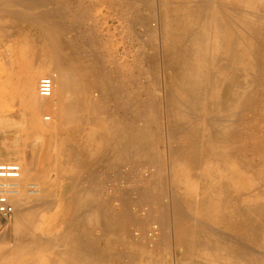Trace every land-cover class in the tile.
Wrapping results in <instances>:
<instances>
[{
	"label": "rangeland",
	"instance_id": "obj_1",
	"mask_svg": "<svg viewBox=\"0 0 264 264\" xmlns=\"http://www.w3.org/2000/svg\"><path fill=\"white\" fill-rule=\"evenodd\" d=\"M1 1V0H0ZM3 1V0H2ZM2 1L0 2V4H2ZM6 1V0H5ZM23 1H25V0H22V2H19L18 1V3H20L19 5L20 6H17V8H16V6H14V8H15V10H21L22 11V8H23V6L21 7V5L23 4H25L26 6H24L25 8V13H27V12H29V9H30V6H29V3H27V2H32V1H34V0H32V1H29V0H26L25 2H23ZM37 1V0H36ZM35 1V2H36ZM41 1V0H40ZM42 1H45L44 3H46V4H44V5H42L41 3V5H39V3H37L36 2V7L35 8H37V6H38V8L37 9H33L34 7H31L32 8V10H30L31 11V13H32V15L34 14L33 12H35V14L37 13L38 15H40L39 17H41V18H39V20H36L37 18H36V16H35V14L33 15L34 16V18H36V19H34L33 17V19L34 20H32V18L30 19L31 21H29V18L27 19V17H26V19H25V15L23 14V13H18L19 14V16H20V18H19V16L17 17H15V15H17V14H13V13H17V11L16 12H14V8H13V5L16 3V5H18L17 4V0L14 2V3H11V2H8V1H6L7 3V5H8V7H10V9L8 8V7H6L7 5L5 4V2H4V4L3 5H0L1 7V9L3 10H0V14H1V11H2V13L5 11L4 9H9L10 11H8V12H6L7 14L6 15H1L2 17H0V19L1 18H3L2 20H0L1 22H0V33H2V38H0V51L2 52V53H0V143H2L3 141H4V138H2L1 137V135H5L4 137H5V143L7 144V146H6V148L8 149V151L10 150V148L13 150V152H16V155H17V158H14V161H16V162H19V163H21L22 164V167H23V174H24V172H26V171H28V172H26L25 173V175H23V176H25V177H23L24 178V180H26V181H29V180H35V181H38L40 184H41V191L42 192H45L44 194L42 193V192H40L41 193V195H42V197H41V195L39 196V197H37V198H39L38 200H36V199H32V201H30L32 204H33V210H32V206L30 207V205L29 204H31V203H27V205L29 206L28 207V209L26 208H24V206H26L27 207V205L25 204V205H23V206H20V207H22V209L21 208H19V210L21 211V212H25V211H27V213L30 215V217H31V219H32V217L34 218V220L32 219L31 220V222H33V223H30V224H32V225H30V227H29V229L31 228L32 230H24V232L22 231V230H20V231H18V229H16V224L14 223V222H16V219H15V217L13 216V218L11 219V220H9V221H7V222H0V225L2 226V227H4V226H7V231L4 233V234H7V238L4 240V243L2 242H0V248H1V250H3L2 249V247L4 248V247H7L6 245H8V249L9 248H13V246H14V244L17 242V241H19V242H21V243H23L24 245H26L27 243H29L30 242V240H31V233H33L35 236H36V234H37V236H40L41 234V237L43 236V235H45L44 236V239L45 238H47V241H49V239L50 238H48L50 235V237H51V239L50 240H52V241H54L57 237H59V235L61 234V236H63V235H65V234H69L68 236H70V237H72V239H71V241H70V246H72L71 247V249L73 248V249H75V246H76V248H79L80 247V245L82 246L83 244H84V242L82 243V241H86L87 242V240H89L90 242H94L93 244H95V245H93V246H95V247H100L99 249L101 250V252H102V254H104L105 256L107 255L109 258H102L101 259V263L100 264H119V263H121L122 264V262L124 263V264H126L127 262H131V261H128V260H130V256H128V254H129V252H130V250L132 251V252H134V254H135V256H134V261L135 262H137V260L136 259H138V261H140V262H146V261H144V260H147L149 257V259H148V263L149 264H153L154 262H156V263H154V264H157L158 262H157V258L160 260V262H161V256H163V258H162V261H163V264L165 263V264H167L166 263V261L168 262V259H166L167 257H170L171 256V258H170V261H171V263L170 264H184V263H186L187 261V259L190 257V256H192V257H195V259L197 258L198 260H200V259H204V258H206L209 254L211 255V247H206V245L203 243H200V246H196L195 245V248H194V246H192V247H189L188 246V249H186L185 247H183V245L182 244H180V243H178V242H176V243H174L175 241H176V238L175 237H177V241H179V232L177 233V225H175V223L177 224V222H174L173 223V221H176V219L177 218H182L184 221L189 217V216H187L189 213L191 214V212H193V213H195V214H193V216L194 217H196V218H200L201 220H202V222H201V225L200 224H196V225H199L200 226V228H203L204 226H206L207 224H209V223H211V225H213V226H211L210 224L208 225V226H206V227H208V228H206L205 227V229L203 228V230L205 231L206 229H209V231L207 230L206 232H205V234L207 233V232H209L210 233V230H213V229H215L216 231H218L217 229L218 228H215L216 227V225H214L209 219H205L206 217L205 216H203L202 214H200V213H196V212H194V209L192 208V207H190L189 209H190V211H188L187 209H188V207H187V205H185V200H186V195L187 194H185V192H184V190L182 191V192H180L179 190V188L180 187H178V185H179V183L178 182H180V184L184 181V179L185 178H187V179H185V181L186 180H189L190 182H192V183H195V188H197L198 189V191L196 192L197 193V196H199V195H201V194H203L204 193V191L203 190H209L210 189V187L212 186V187H217V186H220L218 183H219V181H222V179L224 180V177H226L225 178V180L227 181V182H229V184L231 183H234V182H236V183H234V184H243V186H249V187H253L254 186V188L255 187H257L258 186V183H261L262 181H258V180H255V179H252V177H251V175H250V173L249 172H251L252 170H257V166H261V163H262V149L260 148L262 145L264 146V118H262V117H264V106H262V104L264 103V19H262V20H256V19H254V21L252 22L254 25V32H247V31H245L246 29H243V28H241L240 29V32L242 31V33L244 34V36H242V38L243 39H245L246 41H247V43L249 44V46L248 45H245V44H243L244 45V49L246 50V51H250L249 53L247 52V56H248V60H249V62H250V59H252L251 61H253L254 62V69L252 70L253 71V73H252V75L254 76V79H253V77H252V79L254 80V82H252V87H253V83H255V79L257 80L256 81V86L258 87H256L255 86V84H254V89H250V91H249V94L247 95V99L246 100H248L249 101V104H250V102H252V104H251V107H248V102L246 101L245 103L247 104V107L248 108H246V110H244V109H242V111H238L239 109L241 110V107L245 104H243L236 112H237V116L234 118V119H239L240 118V120H235V123H236V125L238 126V127H236V125L235 126H233L232 128H235L236 127V129H234L233 130V132L234 133H232L231 131H230V133H231V135H228V134H226V135H224L223 133L222 134H219L218 132H219V128L217 129V128H215V126H217L214 122H213V120L211 119L212 117H210L211 116V114L212 113H214L215 112V105H213V107H210V109L208 110V107H207V105L206 106H202V108L201 109H199L198 111H196V110H194V109H191V108H189L188 106L186 107V108H184V106H186V105H180V104H178L177 102H176V104H174V102H169V101H171V98H170V96H167L166 94H164L162 91L163 90H161V89H164L163 87H165V83H164V81L165 82H167V79L169 80V75L171 74L170 72L172 71V69L170 70L169 68H167L166 66H165V63L163 62L164 60L161 58V57H159V56H162L161 54V52H162V47H161V45L159 44L160 42L159 41H157V47H159V49L157 48V50H159L158 52H160V53H158V61H160L161 62V64H160V62L158 63V67H160L161 65H163V63H164V65L163 66H161V69L160 68H158L157 67V69H156V71L158 72V71H160V72H154V71H152L153 72V74H151L152 72H149V74H148V72H147V70L148 71H150L151 69H150V66H151V64H150V62H148L149 61V57H146V59H145V55H144V53L146 54H148V55H151L153 52L151 51V50H153L151 47L149 48V45L148 44H146V43H143L144 41H142V38H144L145 36V34H146V24L144 23V22H147V20L148 19H150L149 20V22L147 23V26H149L150 25V27H151V25H155L154 27L156 28L157 26H158V23H159V21H158V19H159V16H158V9H159V7H160V5H162L163 3L161 2L160 3V1L159 0H152V1H154V2H151V3H154V5L153 4H151V5H148V7L147 8H150V10H148L146 7H144V6H147V4H146V2L143 0L142 1V5L140 4V2L141 1H139V0H112L113 2H111V0L109 1V0H84L85 1V3H84V1L83 0H48L47 2H46V0H42ZM91 1V2H90ZM115 1V2H114ZM134 3H133V2ZM157 1H159V2H157ZM169 1V3H168V6L170 5V7H173V6H175V5H177V4H179L181 1H184V0H168ZM179 1V3H177ZM190 1H195V2H201L202 1V5H208V3L211 5V3H213L214 4V7H213V4H212V7L213 8H215L214 10H217L220 14H221V16L223 15L224 17H226V15H227V13L229 14V13H231V11H230V8L229 7H225V5H228V6H235L236 4L234 3H231V1H229V0H227V2H225L224 0H206V3L207 4H205L204 2V0H190ZM212 1V2H211ZM214 1V2H213ZM218 3H217V2ZM35 2H33V3H30V4H32V6H35ZM68 2V3H67ZM77 2V3H76ZM80 2V3H79ZM96 2L98 3V4H96ZM107 2V3H106ZM108 2L111 4V6H110V4H108ZM118 2V3H117ZM121 2V3H120ZM127 2V3H126ZM133 3L132 4V6L131 5H129V4H131V3ZM157 2V3H156ZM211 2V3H210ZM221 2V3H220ZM224 2V3H223ZM230 2V3H229ZM89 3V4H88ZM91 3V4H90ZM116 3H117V6H116ZM137 3H138V6H136L137 5ZM158 3H160V5H158ZM217 3V4H216ZM58 6H57V5ZM78 4H79V6H78ZM84 4V5H83ZM94 4H96V5H94ZM101 4V5H100ZM105 4V5H104ZM113 4H114V6H113ZM119 4V5H118ZM125 4H126V6H125ZM146 4V5H145ZM201 4V3H200ZM219 4H221L220 6H218ZM69 5V6H68ZM70 5H72L73 7H72V9H71V6ZM87 5V6H86ZM96 6L95 8L97 9V6H98V10L96 11L95 10V12L93 11V7L94 6ZM124 5V6H123ZM141 7H140V6ZM144 5V6H143ZM209 5V6H210ZM40 6H42V7H40ZM66 6H67V8H66ZM78 6V7H77ZM81 6V7H80ZM86 6V7H85ZM110 7V9H112V10H107V9H109V7ZM113 6V7H112ZM119 6H121V7H119ZM129 6V7H128ZM131 6V7H130ZM157 6V7H156ZM203 6V7H204ZM2 7H4V9L2 8ZM21 9H20V8ZM69 7V8H68ZM77 9H76V8ZM82 7H85V8H82ZM103 7H105V8H103ZM127 9H126V8ZM156 7V8H155ZM28 8V9H27ZM41 8V9H40ZM79 8H82V9H79ZM89 8H92V9H90V12H89ZM116 8V9H115ZM134 8V9H133ZM143 8V9H142ZM152 8V9H151ZM155 8V9H154ZM226 8V9H225ZM39 9H40V11H39ZM42 9H46L47 11H43ZM50 9H52V10H50ZM101 9V10H100ZM121 9H122V11H121ZM157 9V10H156ZM221 9H223V10H221ZM224 9L226 10V12L224 11ZM35 10V11H34ZM42 10V11H41ZM117 12H116V11ZM133 10V11H132ZM138 10V11H137ZM143 10V11H142ZM147 10V12L148 11H150V13L148 12H146L145 13V11ZM156 10V11H155ZM24 11V10H23ZM27 11V12H26ZM64 13H63V12ZM80 11H81V13H80ZM83 11V12H82ZM105 11V12H104ZM120 11V12H119ZM134 13V12H139V11H142V12H140V13H142L143 14V16H145V18L143 17V20H144V22H143V20H141L140 22H141V25L139 24V22L138 23H135V22H137L138 20V18L140 17V16H138V14L137 15H133L132 14V12ZM156 13H155V12ZM4 12V13H5ZM19 12V11H18ZM42 12H43V14H42ZM52 14H50V13ZM59 12V13H58ZM113 12V13H112ZM118 12H119V14H120V17H119V14H118ZM122 12H124L123 14H122ZM31 13L29 12V14H27V15H30L31 16ZM44 13H46L47 15L45 16L44 15ZM152 13H154L155 15H157V16H155L154 14H152ZM13 14V15H12ZM21 14V15H20ZM36 14V15H37ZM83 14V15H82ZM88 14H90L89 16H88ZM128 15L127 17H126V15ZM134 14H136V13H134ZM146 14H150L149 16H152L151 18H152V20H151V18L149 17V16H147ZM38 15H37V17H38ZM43 15V16H42ZM49 15V16H48ZM72 15V16H71ZM73 15H75V17L73 16ZM78 15H80V17L78 16ZM86 16L87 18H85V16L84 17H82V16ZM98 15V16H97ZM100 15V16H99ZM141 15V14H140ZM5 16V17H4ZM14 16V17H13ZM104 16V17H103ZM118 16V17H117ZM123 16H125V17H123ZM130 16V17H129ZM134 17V18H137V19H134V20H136V21H134L133 19H131V17ZM222 16V17H223ZM23 17V18H22ZM43 17V18H42ZM45 17V18H44ZM91 19H89V18ZM97 17H99L98 19L100 20H96L97 19ZM100 17H102V18H100ZM122 17V18H121ZM132 17V18H133ZM147 17V18H146ZM149 17V18H148ZM154 17V18H153ZM47 18V20L46 21H44L45 23H46V25H44V23H42L43 22V19L45 20ZM49 18V19H48ZM78 18V19H77ZM92 18H93V20H92ZM104 18V19H103ZM6 21H5V20ZM9 19V20H8ZM41 19V20H40ZM81 19H82V21H81ZM95 19V20H94ZM117 19L118 20H120L121 19V21H117ZM123 19V20H122ZM129 19H131V22L130 21H128ZM141 19V18H140ZM145 19H147V20H145ZM153 19H154V22H152L153 21ZM155 19H157V20H155ZM49 20V22L52 24H50V23H48L47 21ZM51 20V21H50ZM85 20V21H84ZM88 20V21H87ZM133 20V21H132ZM33 21V22H32ZM35 21V22H34ZM76 21V22H75ZM79 23H78V22ZM84 21V23H82ZM87 21V22H86ZM92 21V22H91ZM128 21V22H127ZM158 21V22H157ZM3 22V23H2ZM8 22V23H7ZM67 22V23H66ZM89 22V23H88ZM103 22V23H102ZM114 24H116L115 26H113V23ZM118 22H120L119 24H118ZM143 22V23H142ZM27 23V24H26ZM34 23L35 24H39V25H42L43 24V26H46V27H43V26H38V24H37V26L38 27H41V29H42V27L44 28V29H40V28H38L37 26H35L34 25ZM47 23L49 24L48 26H47ZM55 23V24H54ZM90 23H91V25H90ZM96 23V24H95ZM98 23V24H97ZM127 23V24H126ZM1 24H3L2 26H1ZM64 24V25H63ZM70 24H71V26H72V28H71V26H70ZM82 26H81V25ZM117 24H118V26H117ZM122 24V25H121ZM132 24H133V26H132ZM136 24H139V25H136ZM84 25V26H83ZM99 25H100V27H99ZM120 25L121 26H123V27H120ZM125 25V26H124ZM144 25V26H143ZM51 26H53V27H51ZM66 26V27H65ZM68 26V27H67ZM88 26V27H87ZM96 26H98V27H96ZM8 27V28H7ZM24 27V28H23ZM77 27V28H76ZM82 27H84V28H88V30H86V29H82ZM93 27V28H92ZM94 27H96V28H94ZM104 27H106V28H104ZM115 27V28H114ZM128 27V28H127ZM130 27H131V30H128V29H130ZM132 27H133V29L135 30V32H134V30L132 29ZM7 28V29H6ZM53 28H55V29H53ZM70 28V29H69ZM78 28H79V30H78ZM94 29L93 31H94V33H93V31L91 32V30L90 29ZM98 28H100V29H102V30H98ZM51 30V29H53L52 30V32L50 33V31L49 30ZM64 29V30H63ZM66 29V30H65ZM81 33H79V32H77V34H76V31L77 30ZM83 31H82V30ZM118 29V30H117ZM121 29V30H120ZM143 29H144V32H142L143 31ZM1 30H2V32H1ZM7 30V31H6ZM43 30H44V32H43ZM72 30V31H71ZM86 30V31H85ZM90 30V31H89ZM96 30V31H95ZM98 30V31H97ZM106 30H107V32H106ZM111 30H113V32L111 31ZM122 30H124V31H122ZM85 31V32H84ZM122 31V32H121ZM129 31H130V34H129ZM137 31V32H136ZM48 33V35H52L53 34V37H54V41L56 42H54V41H52V39L51 38H49V37H47V36H45V33ZM56 32V33H55ZM71 32V33H70ZM88 32V33H87ZM123 34V36L121 35V33ZM140 32H142V33H140ZM47 33H46V35H47ZM55 33V34H54ZM62 33V34H61ZM72 33H74V34H72ZM89 34V33H91L92 35H88V36H86L87 34ZM99 33V34H98ZM118 33H119V35L121 36V38L123 39L124 38V40H122L121 39V41H122V43L121 44H119L120 42H118V40H116V39H119L120 38V36H119V38H118ZM133 33V34H132ZM138 33H140V35L138 34ZM247 33V34H246ZM13 34V35H12ZM58 34V35H57ZM66 35L67 37L68 36H71V37H69V41H66V39H62V38H64V37H66V36H61V35ZM83 34V35H82ZM94 34H96V35H94ZM116 34V35H115ZM142 34V35H141ZM1 35V34H0ZM5 35H7L6 37H5ZM77 35V36H76ZM97 36V37H96ZM129 36V37H128ZM131 36V37H130ZM133 36V37H132ZM136 36V37H135ZM140 36H142V37H140ZM1 37V36H0ZM4 37V38H3ZM52 37V36H51ZM52 37V38H53ZM66 37V38H67ZM93 37V38H92ZM137 37L138 38H141V40L140 39H137ZM247 37V38H246ZM25 38H27V39H25ZM48 38V39H47ZM74 38H76V39H74ZM87 38V39H86ZM95 38H96V41L97 42H95ZM106 38H109V39H111V40H109L108 39V41H107V39ZM136 38V39H135ZM51 39V42L53 43V44H56L57 45V43L59 42V43H62V44H60L61 45V48H60V55L62 56V57H64L65 56V58H67V60L69 61V62H71V63H76V61H78V62H80V63H82L80 66V68H81V70L79 71V75L80 76H82V77H80V82L82 83V86H83V89H82V93H84L85 94V96L87 97L85 100H84V102L85 103H83L82 104V107H81V109H79V111H78V115L76 116V118L77 119H75L74 120V122H73V124L75 125H73V124H68V125H62V124H60V117H59V115H57V113L55 114V113H50L48 110H45V111H38V112H36V111H33L32 110V108L33 107H31V105H30V103H29V99H28V95L29 94H27L26 93V91H25V87L27 86V87H31V85H32V83H33V80L34 79H36V78H38V75H39V77L40 76H43V75H47V74H45V72H43V74L41 73V72H39L40 71V66L41 65H45V66H47V64H48V66H50L49 68H51L50 70H47L48 72H55V70L53 69V67H52V64H53V66H54V56H55V53H54V51L56 50V49H51L53 46H56V45H53L52 46V44H51V42L49 41ZM68 39V38H67ZM81 39V40H80ZM89 39H94V42H93V40H92V42H89L90 40ZM105 39V40H104ZM126 39V40H125ZM129 39V40H128ZM247 39H249V40H247ZM259 39V40H258ZM65 42V43H63V41ZM76 40V41H75ZM86 40V41H85ZM88 40V41H87ZM99 40V41H98ZM101 40H103V41H101ZM120 40V39H119ZM134 40V41H133ZM135 40H136V42H135ZM8 41V42H7ZM47 41H49V42H47ZM61 41V42H60ZM78 41V42H77ZM80 41V42H79ZM110 41V42H109ZM123 41H129L128 43L126 42V43H124V46H123ZM132 41V42H131ZM258 41V42H257ZM27 42H29V43H27ZM68 42V43H67ZM75 42V43H74ZM83 42V43H82ZM86 42V43H85ZM88 42V43H87ZM79 43H81V45H78ZM84 43L85 44H89L88 46L87 45H84ZM93 45H91V44ZM101 43H104V44H101ZM110 43H111V46H110ZM113 43H114V46H112L113 45ZM119 45H118V44ZM133 43V44H132ZM261 43V44H260ZM18 44H20V45H18ZM50 45V47H49V45ZM67 44V45H66ZM96 44V45H95ZM99 44V45H98ZM107 44H108V46H107ZM159 44V45H158ZM105 45V46H104ZM129 45H131V46H129ZM133 45V46H132ZM136 45V46H135ZM137 45H139V48H138V46ZM144 45V46H143ZM148 45V46H147ZM69 46V47H68ZM76 46V47H75ZM79 46V47H78ZM84 46V47H83ZM91 46V47H90ZM95 46V48H93ZM102 46H104V48H102ZM119 46V47H118ZM135 46V47H134ZM141 46H143L142 47V49H141ZM25 47V48H24ZM82 47V48H81ZM97 47L99 48L98 50H97ZM106 47V48H105ZM107 47H109V50H108V48ZM129 49H128V48ZM252 47V48H251ZM255 47H257V48H255ZM21 48V49H20ZM34 48V49H33ZM69 48V49H68ZM70 48H72V50L70 49ZM86 49V51H85V49ZM116 50H115V49ZM146 48H147V50H146ZM149 48V49H148ZM160 48H161V51H160ZM255 48V49H254ZM2 49H4L3 51H2ZM7 49H8V51H7ZM24 49V50H23ZM91 49H93V50H91ZM103 49H105L107 52L109 51H111L110 49H112L113 51H112V53L110 52L109 54L106 52V51H104ZM126 49V50H125ZM141 49V50H140ZM248 49H250V50H248ZM258 49V50H257ZM26 50H27V52H26ZM32 50V51H31ZM47 50H48V52H47ZM53 50V51H52ZM85 52H84V51ZM90 50V52H88ZM95 50V51H94ZM125 50V51H124ZM129 50V51H128ZM132 50V51H131ZM137 50V51H136ZM145 52H144V51ZM253 50H255V51H253ZM261 50V51H260ZM7 51V52H6ZM30 51V52H29ZM51 51L53 52V53H51ZM67 51H68V53H67ZM79 51H82V53L80 52L79 53ZM128 51V52H127ZM144 52L143 54H141V52ZM149 51H150V54H149ZM4 52L6 53L5 54V57H4ZM26 52V53H25ZM84 52V53H83ZM94 52V53H93ZM100 52H103L102 54H104V52H105V54L104 55H102L101 56V53ZM127 53V55H128V57H126L127 55H124V53ZM140 52V53H139ZM17 53H19V54H17ZM21 53V54H20ZM30 53V54H29ZM46 53V54H45ZM92 53V54H91ZM96 53H98V55L100 56V58H99V56H97L96 55ZM100 53V54H99ZM117 53H119L118 55H117ZM131 53V54H130ZM134 53V54H133ZM135 53L137 54L136 56H135ZM139 53V54H138ZM252 53H254V54H252ZM17 54V55H16ZM53 54H54V56H53ZM63 54V55H62ZM67 54H69L68 55V57H67ZM93 54H95V56L93 57L92 55ZM123 54V55H122ZM141 54V55H140ZM146 54V55H147ZM252 54V55H251ZM260 54H262V55H260ZM7 55V56H6ZM14 56V59H13V56ZM85 55V56H84ZM107 55V56H106ZM110 55H112V57L114 58V56L115 55H117V56H115V60L117 59V62L116 61H114V59H112V57L110 56ZM144 55V56H143ZM20 57V58H15V57ZM45 56H47V57H45ZM53 56V57H52ZM123 56H124V60H123ZM131 56L132 57H134L133 59H130L131 58ZM141 56V57H140ZM255 56V57H254ZM9 57V58H8ZM34 57H36V61L34 62V60H35V58ZM41 57V58H40ZM84 57H85V59H84ZM97 57V58H96ZM107 57V58H106ZM111 57V58H110ZM249 57H250V59H249ZM254 57V58H253ZM7 58V59H6ZM70 58H72V59H70ZM80 58H82V61H81V59ZM94 58H95V61H94ZM99 58V59H98ZM104 58H106V60L104 59ZM126 58H128V59H126ZM140 58V59H139ZM256 58H258V59H256ZM260 58V59H259ZM6 59V60H5ZM46 59V60H45ZM101 59H103V61L101 60ZM120 59H122L123 61H121L120 60V62H119V60ZM132 60V61H130V60ZM137 61H136V60ZM142 59V60H141ZM145 59V60H144ZM257 61H256V60ZM24 60V61H23ZM94 62H93V61ZM111 60V61H110ZM163 60V61H162ZM9 61V64H7L6 62H8ZM18 61V62H17ZM101 61V62H100ZM106 61H107V64H105L106 63ZM114 63H113V62ZM128 61H130L129 62V64L127 65V63L126 62H128ZM135 61V62H134ZM147 61V62H146ZM256 61V62H255ZM83 62H85V63H83ZM96 62V63H95ZM98 62V63H97ZM102 62L104 63V66H101V65H103L102 64ZM116 62V63H115ZM122 62V63H121ZM144 62V63H143ZM163 62V63H162ZM258 62V63H257ZM30 63V64H29ZM47 63V64H46ZM94 63H95V65H94ZM101 63V64H100ZM109 63V64H108ZM121 64V66H123L124 67V69L122 68V67H120L119 65ZM125 63V64H124ZM133 65H132V64ZM135 63V64H134ZM138 63H140V64H138ZM145 63H147V64H145ZM88 64H89V67H88ZM115 64H116V66H115ZM122 64H124V65H122ZM258 64V65H257ZM85 65V66H84ZM107 65H108V68H107ZM111 67H110V66ZM113 65V66H112ZM130 65H131V67H130ZM137 67H136V66ZM160 65V66H159ZM97 66V68H99V69H96L95 67ZM114 66L117 68V69H115L114 68ZM119 66V67H118ZM148 66V67H147ZM164 66L166 67L165 68V72H164ZM258 68H257V67ZM261 66V67H260ZM38 67V68H37ZM88 69H87V68ZM104 67V69L102 70V68ZM127 67H130L129 68V72H127ZM135 67H136V69H135ZM146 67V68H145ZM163 67V68H162ZM261 69H260V68ZM12 68H14V69H12ZM93 68V69H92ZM106 68V69H105ZM119 68H121V71L123 72V75H121L120 74V72H118V69ZM127 68V69H126ZM132 68H134L135 70H137L136 72L134 71V69L132 70ZM144 68V69H143ZM53 69V70H52ZM114 70V71H116V72H113L112 70ZM126 69V70H125ZM140 69L142 70V71H140ZM145 69H146V72H147V74H148V76H147V74H145L146 72H145ZM160 69V70H159ZM167 69V70H166ZM255 69L257 70V71H259L260 73H258L257 71H255ZM259 69V70H258ZM95 70V71H94ZM107 70H108V72H110L109 73V75L111 76V74H115V76H121V77H126L125 75H124V73L127 75V77L126 78H123V80H122V78H120L119 76V78L120 79H118V77H115V78H117V79H113V78H111L109 75H108V72H107ZM120 70V69H119ZM3 71V72H2ZM84 71V72H83ZM90 71V72H89ZM93 71V72H92ZM104 71H105V73H107V74H105V76H104ZM131 71V72H130ZM132 71H134V72H132ZM163 71V72H162ZM37 72V73H36ZM139 72V74L141 75V74H143V75H141V76H138L137 74H134V73H138ZM142 72H145V73H142ZM162 72V73H161ZM251 72V71H250ZM85 73V74H84ZM90 73V74H89ZM95 73V74H94ZM101 73H103V74H101ZM128 73V74H127ZM133 73V76H135L134 78H135V80H134V78H133V76L131 75V74ZM157 73V74H156ZM161 75H160V74ZM167 73V74H166ZM257 73L259 74V76L257 75ZM92 74H94V75H92ZM130 74V75H129ZM154 74H155V76H154ZM159 74V75H158ZM162 74H163V76L164 77H166V79H164V77L162 76ZM168 76V78H167V76ZM92 75V76H91ZM128 75H129V77H128ZM154 77H153V76ZM36 76V77H35ZM106 76H107V78H106ZM146 76V77H145ZM157 76V77H156ZM159 76H162V77H160L159 78ZM35 77V78H34ZM86 77V78H85ZM112 77H113V75H112ZM139 78V81H137L138 79L137 78ZM153 77V78H152ZM256 77V78H255ZM262 77V78H261ZM128 78V79H127ZM144 78H145V80H144ZM146 78H149L150 80L152 79V82L151 81H149V79H146ZM158 78H159V80H160V82H158V84L160 85H158L157 83H155V81L157 82V81H159L158 80ZM83 79V80H82ZM95 79V80H94ZM111 79H113V81L111 80ZM131 79H132V81H131ZM156 79V80H155ZM261 79V80H260ZM91 80H92V82H91ZM94 80V81H93ZM102 80H103V82H102ZM106 80V81H105ZM110 80V81H109ZM122 80V81H121ZM125 80V81H124ZM144 80V81H143ZM252 80V81H253ZM97 81V82H96ZM105 81V82H104ZM118 81V82H117ZM130 81V82H129ZM161 81H163L162 82V84H161ZM263 81V82H262ZM96 82V83H95ZM113 82H115V83H113ZM137 82H139V83H137ZM142 82H143V84H142ZM149 82V83H148ZM152 84H151V83ZM261 82V83H260ZM90 83V85H88ZM94 83H95V86H94ZM113 83V84H112ZM128 83V84H127ZM155 83V84H154ZM257 83H258V85H257ZM93 84V85H92ZM133 85V87H132V85ZM136 84V85H135ZM150 84L152 85V87L150 86ZM92 85V86H91ZM98 85H100V86H98ZM107 85V86H106ZM135 85V86H134ZM138 85V86H137ZM161 85H164V86H161ZM110 86V87H109ZM131 87V89H130V87ZM156 86H159L158 88H156ZM87 87V88H86ZM96 87V88H95ZM102 87V88H101ZM106 87H108V89L110 88V90H108ZM128 87V88H127ZM135 87V88H134ZM142 87H144V88H142ZM149 87V88H148ZM162 87V88H161ZM113 88V89H112ZM126 88V89H125ZM140 88V89H139ZM153 90H152V89ZM255 88H256V91H255ZM104 89V90H103ZM129 89V90H128ZM135 89V90H134ZM145 89H146V91H145ZM157 91H155V90ZM160 89V90H159ZM100 90V91H99ZM105 90H106V92H105ZM108 90V91H107ZM121 90H124L123 92L121 91ZM254 92H253V91ZM261 90V91H260ZM129 91V92H128ZM134 91V92H133ZM135 91L136 92H138L139 93V95H138V93H135ZM153 91V92H152ZM158 91H160V92H158ZM252 91V92H251ZM93 92V93H92ZM122 92V93H121ZM125 92V93H124ZM126 92H128V93H126ZM133 92V93H132ZM154 92H156V93H154ZM258 92V93H257ZM98 93H99V96H100V94H103V93H108V94H105V95H101L100 96V99L98 98ZM134 93H135V96H134ZM144 93V94H143ZM154 93V94H153ZM253 93V94H252ZM256 93V94H255ZM260 93H262V95L260 94ZM87 94V95H86ZM133 94V95H132ZM156 94V95H155ZM163 96H161V95ZM258 94V96H256ZM25 95V96H24ZM95 95V96H94ZM146 95V96H145ZM249 95L251 96V98L249 97ZM253 95V96H252ZM93 96H94V98H93ZM105 98V99H103V100H101L103 97ZM109 96V97H108ZM132 96V97H131ZM141 96V97H140ZM145 96V97H144ZM154 96V97H153ZM158 96H160V97H158ZM255 96V97H254ZM95 97H96V99H97V101H96V99H95ZM102 97V98H101ZM144 97V98H143ZM151 97V98H150ZM253 97V98H252ZM256 97H258V98H256ZM93 98V99H92ZM111 98V99H110ZM128 99V101H127V99ZM132 98V99H131ZM136 98H137V101H140V103H136L135 104V102H136ZM140 98V99H139ZM152 98H154V99H152ZM164 98V99H163ZM166 98V99H165ZM249 98L250 99H252L251 101L249 100ZM173 99H174V96H173ZM95 100V102H93ZM105 100V101H104ZM110 100V101H109ZM134 100H135V102H134ZM159 100V101H158ZM165 100V102H163ZM168 100V101H167ZM174 100H176V99H174ZM173 100V101H174ZM243 100H244V97H243ZM242 100V101H243ZM90 101V102H89ZM111 101H113V103L111 102ZM131 101V102H130ZM158 101V102H157ZM177 101V100H176ZM259 101V104L257 103ZM105 102V103H104ZM125 102V103H124ZM128 104H127V103ZM130 102V103H129ZM132 102H133V104H132ZM151 102L153 103V108L151 107L152 105H151ZM94 103V104H93ZM95 103H97L96 104V106H95ZM99 103V104H98ZM116 103H119L118 104V106H117V104ZM254 103H257L256 104V106L254 105ZM122 104V105H121ZM142 105V107L141 106H139V105ZM166 105L168 108H166V107H163V105ZM171 104V105H170ZM245 104V105H246ZM97 105H99V106H97ZM114 105V106H113ZM134 109V111H133V109L130 107V106ZM134 105H137L138 106V109H137V106H135L134 107ZM156 106V108H155V106ZM178 106V107H174V106ZM259 105V109H257V106ZM84 106V107H83ZM92 106H94V107H92ZM112 106V107H111ZM116 106V107H115ZM123 106H124V108H123ZM126 106H127V108H126ZM159 106H161V107H159ZM173 106V107H172ZM181 106H183V108H181ZM250 106V105H249ZM262 106V107H261ZM91 107V108H90ZM97 107H99V110H101V111H98V108ZM117 107H118V110H117ZM158 107V108H157ZM244 107H246V106H244ZM255 107V108H254ZM96 108H97V110H96ZM123 108V109H122ZM141 110H140V109ZM146 108V109H145ZM153 110H152V109ZM159 108H160V110H159ZM165 108V109H164ZM188 108H189V110H191L190 112L192 113V115L190 114V112H189V110H188ZM243 108V107H242ZM86 109H87V111H86ZM91 109V110H90ZM128 109H130V110H128ZM166 109H167V111H166ZM180 109H185L186 111L188 110V112H185V110L182 112V110H180ZM247 109L249 110V111H247ZM253 109V110H252ZM263 109V110H262ZM90 110V111H89ZM92 110H95V111H93L92 112ZM103 110L105 111V113L103 112ZM132 110V111H131ZM138 110L140 111V113H141V111L143 112V116L141 115V117L143 118V120L141 121L140 120V122H137V121H135L136 122V124H140L141 125V127H142V131H144L145 132V137H143V141H144V144H145V146H146V148L149 150V151H151L152 152V154H153V152H154V150H156L155 151V153L152 155L153 157H150L151 155H149V154H151L148 150V152H144L142 149H144L145 147H142V145L141 144H139V145H135V144H132V145H130V146H126V147H123V148H117V150L116 151H114L112 148H110V147H107V146H104L103 148V150H102V153L100 152H96L97 153V155H96V153L94 154V155H91L90 157H92L91 159H89V158H87L88 160H86V158H84V160L83 161H76V162H73V161H71V159H69V162H67L68 161V158H71V156L70 155H72V150L73 149H71V151H70V147H68V145H70V144H73V145H75V146H77V144H78V141H79V139L78 138H80V136H81V133H82V127L84 126V124H87V123H89V122H95V124L96 123H100V124H102V125H104L105 127H106V129H105V131H108L107 130V128L108 127H111L112 126V124L113 125H116V126H118L119 128H118V130L120 131L118 134H117V137H122L123 135H125V133L124 132H122V126L123 125H125V124H130L132 121H130L129 119H133L134 117L133 116H135L136 117V115H133L132 116V114L131 115H128V114H130V112H133V114H136L137 113V117H139V115H140V113L138 114ZM147 110V111H146ZM170 110V111H169ZM171 110H173L174 112H171ZM178 110V111H177ZM251 110H252V113H251ZM260 110H262V112H263V115H262V113H260ZM96 111H98V112H101V113H99V114H97L96 113ZM127 111V112H126ZM129 111V112H128ZM135 111H137L136 113H135ZM144 111H146V113L144 112ZM156 111H158V112H156ZM161 111V112H160ZM167 113H166V112ZM214 111V112H213ZM257 111V112H256ZM81 112H84V113H82V114H80ZM87 112V113H86ZM91 112V116H93L94 114H96V116L94 117H90V115H89V113ZM108 112V113H107ZM113 113L112 115L110 114V113ZM171 112V113H170ZM204 112V113H203ZM248 112H250V113H248ZM256 112V113H255ZM104 113V114H103ZM108 115H107V114ZM125 113H127V114H125ZM155 113V114H154ZM172 114L173 116H171L170 114ZM185 113V114H184ZM187 113H189L188 115H187ZM211 113V114H210ZM246 113H248L247 115H246ZM255 113V114H254ZM111 116H110V115ZM164 114H166L165 116H164ZM252 114H254V116L252 115ZM45 115H50L51 116V121H49V122H45L44 120H43V117L45 116ZM87 115V116H86ZM125 115V116H124ZM190 115V116H189ZM194 115V116H193ZM198 115H200L202 118H200V116H198ZM245 115H246V117L248 116V118L246 119L245 118ZM250 115H252L253 117H250ZM79 116V117H78ZM108 116V117H107ZM124 116V117H123ZM161 116V117H160ZM167 116V117H166ZM176 116V117H175ZM240 116V117H239ZM114 117L116 118V120L114 119ZM129 117V118H128ZM136 117V118H137ZM162 117H165V118H162ZM180 117V118H179ZM84 118V119H83ZM88 118V119H87ZM125 118V119H124ZM159 118V119H158ZM161 118V119H160ZM169 119V120H178V121H172V123H170V121L169 120H166V119ZM175 118V119H174ZM177 118H179V119H177ZM206 118L208 119L207 120V122H206ZM210 118V119H209ZM252 120H251V119ZM263 120H262V119ZM122 119H124V120H122ZM185 119V120H184ZM191 119H192V121H194L195 122V124H193L194 122H192L191 121ZM196 119V120H195ZM234 119H231V120H234ZM250 119V120H249ZM255 119H257V121L256 122H254V120ZM58 120V121H57ZM91 120V121H90ZM98 120H99V122H98ZM126 120H128V121H126ZM155 120V121H154ZM181 120V121H180ZM242 120V121H241ZM110 121V122H109ZM117 121V122H116ZM160 121V122H159ZM168 123H167V122ZM180 121V123L181 122H183V123H181V124H179V123H177V125H176V122H179ZM184 121H185V124H184ZM212 121V122H211ZM239 121V122H238ZM241 121V122H240ZM260 121V122H259ZM130 122V123H129ZM166 122V123H165ZM46 123V124H45ZM79 123V124H78ZM111 123V124H110ZM124 123V124H123ZM165 125H164V124ZM190 123V124H189ZM209 123V124H208ZM238 123V124H237ZM146 124V125H145ZM148 124V125H147ZM170 124V126H167V125H169ZM171 124H174L173 126H171ZM182 124H184V126H187V125H197L198 127H200V130L198 131V132H200V133H198V132H196L195 134H194V138H193V142H197L198 143V140H196L197 139V137H198V139H201V143L199 142L198 144L200 145V144H202L203 142L202 141H206V143H207V147L209 146V148L210 147H212L211 149H207L204 145H202V147H201V145L199 146V145H197L198 147H197V149H201L202 150V153H204V151L207 149L208 150V152H207V150L205 151V153H204V157L202 156L203 154L201 153V151L200 152H198L199 150H197V154H196V156H195V158L194 159H196V169H194L193 171H192V173H194V174H192L191 173V170H189V171H185V170H179L180 172L182 171V175H181V177H179L178 176V173H179V171H177L176 169L178 168L177 166L179 165H182V163L184 164V165H186L187 164V159L185 158L186 156H188V154L190 153V151L192 150V148H191V146L189 145V143H193L192 141L191 142H189L188 143V141H187V138H188V136H187V138H186V141H185V136H184V134L183 135H181L182 133L179 131V134L181 135H179L178 134V132L177 131H175V129L176 128H181L183 125ZM215 124V125H214ZM56 125V126H55ZM81 125H83V126H81ZM151 125L154 127L155 125V129L152 127L151 128ZM160 125V126H159ZM178 125H179V127H178ZM211 125V126H210ZM250 125V126H249ZM262 125V126H261ZM58 126V127H57ZM67 126V127H66ZM165 126H167L168 128H172L175 132H177V134L172 130V129H169L170 131H168L167 130V127L164 129V127ZM177 126V127H176ZM248 126H249V128H248ZM261 126V127H260ZM53 127V128H52ZM71 127H72V129H74L75 127H76V133L74 132V130H72L71 129ZM203 127V128H202ZM57 130H56V129ZM67 128H70L71 130H69V129H67ZM162 129L161 131H162V133H161V131H159L160 129ZM175 128V129H174ZM231 128V129H232ZM259 128V129H258ZM147 129V130H146ZM152 129H153V131L154 132H156V133H153V131H152ZM211 129V130H210ZM55 130H56V132H55ZM62 130V131H61ZM202 130V131H201ZM215 130V131H214ZM218 130V131H217ZM239 130V131H238ZM248 130V131H247ZM262 130V131H261ZM70 131V132H69ZM74 132V134H72L73 132ZM80 131V132H79ZM151 131H152V133H151ZM160 133H159V132ZM166 131H167V133H166ZM172 131L175 133L174 134V136L175 137H177L176 139H175V137H172L171 135L173 134L172 133ZM214 131V132H213ZM250 131V132H249ZM158 132V133H157ZM165 132V133H164ZM210 132H211V135H210ZM216 132V133H215ZM56 133V134H55ZM67 133V134H66ZM68 133H70V134H68ZM78 133V134H77ZM108 133V132H107ZM107 133H106V138H108V136H107ZM163 133H164V136H163ZM172 133V134H171ZM237 133H238V135H237ZM47 134V135H46ZM63 134V135H62ZM151 134V135H150ZM157 134H159V135H161L160 137H159V135H157ZM170 136V138L168 137V135ZM198 134V135H197ZM199 134H200V136H199ZM57 137H56V136ZM71 135V136H70ZM76 137H75V136ZM109 135V134H108ZM158 136V138H157V136ZM167 135V136H166ZM186 135V134H185ZM197 135V136H196ZM218 135H220V136H218ZM234 135L237 137L238 136V138L236 139L235 137H234ZM74 136V137H73ZM77 136H78V138H77ZM166 136V137H165ZM210 136H212V140H210L211 139V137ZM230 138H229V137ZM250 136V137H249ZM71 137H73L72 139H76L75 141H73L72 139H71ZM154 137L156 138V142H155V139H154ZM171 137H172V139H173V141H174V139H175V143H176V146L177 147H175L174 146V142H169L168 141V138H169V140H171ZM182 137H184V138H182ZM213 137H215L214 139H213ZM235 138V140L236 141H238V142H236V141H233L234 140V138ZM225 138H229V139H232L231 141L232 142H230V140L228 141V139H226L227 141L226 142H224V143H226V145L224 146V143H223V141H222V139H224L225 140ZM47 139H49V140H47ZM53 139V140H52ZM161 139V140H160ZM165 139V140H164ZM218 139H219V141H218ZM258 141H257V140ZM58 140V144L56 143V141ZM160 140V141H159ZM167 140V141H166ZM181 140V141H180ZM183 140V141H182ZM217 140V141H216ZM38 141V142H37ZM165 143H164V142ZM205 141H204V143H205ZM209 141H213V142H209ZM260 141H261V143H260ZM53 142V143H52ZM167 142H169V143H167ZM217 142L218 144H216L215 145V143ZM229 142V143H228ZM234 142V143H233ZM236 142V143H235ZM242 142V143H241ZM244 142V143H243ZM252 144H251V143ZM11 143H12V145H11ZM35 143V144H34ZM150 143V144H149ZM151 143H152V145H151ZM161 143V144H160ZM172 143H173V145H172ZM196 143V144H197ZM206 143H205V145H206ZM209 143H213L214 144V147H213V144L210 146L209 145ZM223 143V144H222ZM228 143V144H227ZM232 143V144H231ZM254 143V144H253ZM59 144H60V147H59ZM66 144V145H65ZM156 144V145H155ZM167 144V145H166ZM169 144H171L172 146L170 147V145ZM181 144V145H180ZM184 144V145H183ZM187 144V145H186ZM256 144V145H255ZM261 144V145H260ZM38 145H39V147H38ZM160 145H162V146H160ZM163 145H166V146H164L163 147ZM182 147V148H186V150H183L184 151V153H181V148H179L180 146ZM185 145L187 146V147H185ZM189 145V146H188ZM218 145V147L219 148H216V146ZM220 145H222V147H226V148H224L225 150L226 149H228V150H224L222 147H220ZM231 145V146H230ZM56 148H55V147ZM79 146V145H78ZM139 146L141 147L140 148V150H139ZM150 146V147H149ZM168 146V147H167ZM228 146H230V148L228 147ZM1 147V146H0ZM35 149H33V148ZM38 147V148H37ZM63 147H65V148H63ZM149 147V148H148ZM161 147V148H160ZM162 147L164 148V149H162ZM179 148V150H177V149H175V148ZM204 147L206 148L205 150H203L204 149ZM228 147V148H227ZM62 148L64 149V150H62ZM77 148V147H76ZM75 148V149H76ZM166 148H168V150L166 149ZM169 148H174V151L176 150V152L177 151H179V152H177V153H175V152H170V150H173V149H169ZM188 148V149H187ZM191 148V149H190ZM249 148V149H248ZM38 149V150H37ZM66 149V150H65ZM69 149V151L71 152H67L66 153V151ZM79 149V148H78ZM108 149V151H105V150H107ZM163 150V152H162V150ZM221 149V150H220ZM77 150V149H76ZM139 150V151H138ZM166 152H165V151ZM216 150H218V151H216ZM232 151V152H230V151ZM62 151V152H61ZM65 151V152H64ZM137 151V152H136ZM143 151V152H142ZM172 153L173 155H171L170 156V153ZM219 151H220V153H221V155L219 154ZM234 151V152H233ZM36 152V153H35ZM64 152V153H63ZM107 152V153H106ZM156 152H157V154H156ZM160 152V153H159ZM162 152V153H161ZM165 152V153H164ZM187 152V153H186ZM60 153L62 154V155H60ZM167 153H168V155H167ZM175 153V154H174ZM179 153H180V155H179ZM212 153V154H211ZM217 153H218V155H217ZM34 154V155H33ZM177 154V155H176ZM187 154V155H186ZM216 154V155H215ZM223 154H227V155H230V156H227V158L226 157H224V160L222 159L223 158ZM248 154H249V157H248ZM58 155V156H57ZM64 155L65 156H67V157H65V159H64ZM102 155H105L104 157L102 156ZM165 155V156H164ZM176 155V156H175ZM211 155V156H210ZM220 155V156H219ZM33 156H35V157H33ZM77 156H79V154L77 153ZM112 156V157H111ZM129 156V157H128ZM167 156V157H166ZM169 156H170V158H169ZM201 156V157H200ZM225 156V155H224ZM232 156V157H231ZM62 157V158H61ZM107 157H110L109 159L107 158ZM129 159H128V158ZM130 157H131V159H130ZM150 157V158H149ZM209 157V158H208ZM218 159H217V158ZM35 158V160H33ZM67 158V159H66ZM96 158V159H95ZM161 158V160H162V162H161V160H159ZM166 158V159H165ZM173 158V159H172ZM185 158V159H184ZM202 158V159H201ZM230 158V159H229ZM31 159L33 160V161H31ZM58 159V160H57ZM100 159H101V161H100ZM117 159H119V160H117ZM174 159H175V161H174ZM177 159H179L178 161H179V163L177 164V162H176V160ZM29 160V161H28ZM57 160V161H56ZM98 160V161H97ZM105 160H106V162L107 163H105ZM129 160V161H128ZM232 160V161H231ZM237 160V161H236ZM63 161H65L64 163H63ZM115 161V162H114ZM151 161H152V163H151ZM167 161V162H166ZM168 161H169V163H168ZM182 161V162H181ZM197 161H198V163H197ZM201 161H202V163H201ZM227 161V162H226ZM29 162L31 163V165L29 164ZM98 162H100V163H98ZM114 162V163H113ZM146 162V163H145ZM176 162V163H175ZM228 162H229V164H228ZM36 163H37V165H36ZM67 163V164H66ZM73 163V164H72ZM94 163V164H93ZM116 163V164H115ZM124 163V164H123ZM154 163V164H153ZM166 163H167V165H166ZM232 163V164H231ZM24 164V165H23ZM93 164V165H92ZM127 165V166H125V168H124V165ZM129 164H130V166H129ZM135 164H137V165H135ZM140 164H141V166H140ZM161 164V167L159 166ZM164 164V165H163ZM217 164V165H216ZM228 166H227V165ZM29 165V166H28ZM64 165H67L66 167H64ZM131 165H133V167L131 166ZM176 165V166H175ZM183 165V166H184ZM207 165V166H206ZM216 165V166H215ZM230 165V166H229ZM236 165V166H235ZM251 165H254V167H252ZM69 166V167H68ZM87 166V167H86ZM91 166V167H90ZM128 166H129V168H128ZM139 166V167H138ZM162 166H164V167H162ZM236 167V169L237 170H235L234 169V167ZM27 167H29L30 169H28V170H26V168ZM131 167H132V169H131ZM228 169H227V168ZM39 168H41V169H39ZM137 168V169H136ZM139 168L140 169H144V168H147V169H149V168H151V169H153V172H151V175H148V177H146V178H143V179H141V177H144V176H140L141 174H140V172H139ZM174 168V169H173ZM261 168H264V165H263V163H262V166H261ZM35 169V170H34ZM90 169V170H89ZM200 169V170H199ZM225 169V170H224ZM227 169V170H226ZM230 169H234L233 170V172H232V170H230ZM34 170V171H33ZM37 170H39L38 172H37ZM44 170V171H43ZM66 170H68L69 172H67ZM84 170V174L83 173H80V174H83V175H81V176H76L77 178H75V177H73V176H75L74 174H77V172H78V174H79V171H83ZM125 170V171H124ZM138 170V171H137ZM155 170V171H154ZM160 170H161V172H160ZM204 170V171H203ZM66 171V172H65ZM76 171V172H75ZM124 171V172H123ZM133 171V172H132ZM134 171H135V173H134ZM176 171V172H175ZM197 171V173H195V172ZM207 171V172H206ZM210 171V172H209ZM230 171H231V173H230ZM249 171V172H248ZM75 172V173H74ZM89 172V173H88ZM187 174H186V173ZM199 172V173H198ZM218 172H219V174H218ZM42 173H43V175H42ZM67 173V174H66ZM70 173H71V175H70ZM94 175H92V174ZM125 173V174H124ZM127 173V174H126ZM154 173V174H153ZM172 173V174H171ZM184 173V174H183ZM205 173H207V174H205ZM228 173V174H227ZM241 173H244L243 175L245 176H242L241 175ZM79 174V175H80ZM87 174V175H86ZM88 174H90V175H88ZM140 174V175H139ZM190 174V175H189ZM197 174H198V176H197ZM211 174H213V175H211ZM222 174V175H221ZM35 175H36V177H35ZM57 175V176H56ZM66 177H65V176ZM159 175V176H158ZM162 175H164V176H162ZM168 175V176H167ZM218 175V176H217ZM32 176V177H31ZM45 176H46V178H45ZM82 176H83V178H82ZM89 179H87L86 177ZM139 177V179L138 178H136V177ZM154 176V177H153ZM167 176V177H166ZM169 176H171L170 178H169ZM188 176V177H187ZM211 176V177H210ZM221 176V177H220ZM238 176V177H237ZM70 177H71V179H70ZM73 177V178H72ZM91 177V178H90ZM93 177L95 178V180H92L93 179ZM123 179H122V178ZM157 179H156V178ZM164 177V178H163ZM165 177L168 179H165ZM80 178H81V180H80ZM122 180H121V179ZM161 178V179H160ZM177 178H178V180L179 181H177ZM217 178V179H216ZM232 178V179H231ZM240 178H241V180L243 181V182H241L240 181ZM39 179V180H38ZM42 181H41V180ZM75 179L77 180V181H75ZM84 179H87L86 180V182H85V180ZM97 179V180H96ZM120 179V180H119ZM137 179H138V181H137ZM147 179H149V180H147ZM156 179V180H155ZM164 181H163V180ZM197 179V180H196ZM46 180H48V181H46ZM50 180V181H49ZM74 181V183L72 182V181ZM78 180H80V181H78ZM143 180V181H142ZM146 180V181H145ZM167 180V181H166ZM170 180V181H169ZM200 180V181H199ZM205 180V181H204ZM229 180V181H228ZM234 180V181H233ZM237 180V181H236ZM43 181H46V184L43 182ZM161 181V182H160ZM167 183H166V182ZM204 181V182H203ZM70 182V183H69ZM71 182H72V184H71ZM78 182V184L79 185H77L76 183ZM94 182H96V183H94ZM139 182H140V184H139ZM150 182V183H149ZM155 182H156V184H158V185H156L155 184ZM170 182V183H169ZM206 182H207V184H206ZM213 182H216V185H215V183H214V185L212 184ZM238 182H240V183H238ZM51 183V184H50ZM88 183V184H87ZM95 184V186H94V184ZM99 183V184H98ZM120 183V184H119ZM148 183V184H147ZM162 183V184H161ZM177 183V184H176ZM45 184V185H44ZM50 184V186H48ZM84 184L86 185V186H84ZM124 184V185H123ZM129 184V185H128ZM132 184V185H131ZM154 184V185H153ZM176 184V185H175ZM244 184H246V185H244ZM72 185H75V187L76 186H78L76 189H72V191H71V188H72ZM90 185V186H89ZM110 185V186H109ZM119 185V186H118ZM122 185V186H121ZM182 185V184H181ZM189 185V184H188ZM191 186H192V184H190ZM190 185H189V187H190ZM260 185V184H259ZM262 185V184H261ZM260 185V186H261ZM91 186H92V188H91ZM129 186V187H128ZM135 186H137V190L135 189L136 187ZM151 186V187H150ZM154 186H155V188H154ZM178 188H177V187ZM183 186V185H182ZM194 186V185H193ZM192 186V187H193ZM45 187V188H44ZM46 187H48V188H46ZM83 187H84V189H83ZM89 187V188H88ZM109 187H111V188H109ZM117 187V188H116ZM123 187V188H122ZM150 187V188H149ZM158 187V188H157ZM162 187V188H161ZM174 189H173V188ZM200 187V188H199ZM74 188V187H73ZM78 188L80 189L81 188V190L80 191H75V190H78ZM86 188V189H85ZM113 188V189H112ZM119 188V189H118ZM121 188H122V190H121ZM127 190H126V189ZM134 188V189H133ZM204 188H206V189H204ZM47 189V190H46ZM49 189V190H48ZM112 189V195L110 194V192H109V190H111ZM119 191H118V190ZM152 189V191H150ZM162 189V190H161ZM179 189V190H178ZM199 189H203L202 191L200 190L199 191ZM121 190V191H120ZM134 190H135V192H134ZM146 190V191H145ZM171 190V191H170ZM174 190H176V191H174ZM177 190H178V192L179 193H182L181 195H179V193L177 192ZM182 190V189H181ZM75 191V193H78V194H72L73 192ZM124 191V192H123ZM155 191H157V193H155ZM164 191H166V192H164ZM72 192V193H71ZM120 192V193H119ZM139 192V193H138ZM143 192V193H142ZM148 192H150V194L148 193ZM152 192H154V193H152ZM158 192H159V194H160V196H161V192H163L162 194V196H163V202H162V200L160 199V200H158V201H160V202H158L157 201V199H156V197L158 196ZM200 194H199V193ZM203 192V193H202ZM46 193H49V195H47ZM84 193V194H83ZM100 193V194H99ZM107 193H108V195L110 196H108L107 195ZM115 193V194H114ZM134 193V194H133ZM144 194L143 196H142V194ZM146 193V194H145ZM148 193V194H147ZM152 193V194H151ZM171 193H172V196H173V198H174V195L176 194V196H175V198L176 199H182V197H183V199H182V202H184V205L183 206H180L181 207V209L178 207V209L175 207V206H172L171 207V205L170 204H174V205H176V203H174V201L176 200L175 198L172 200V199H170V198H172L170 195H171ZM173 193H174V195H173ZM184 193V194H183ZM196 193L193 195V199L195 198H197V196L196 197H194L195 195H196ZM124 196H123V195ZM138 194H139V196H138ZM154 194H157V196L156 197H154L155 195ZM177 194H178V198H177ZM199 194V195H198ZM71 195H72V197H71ZM86 195H90V196H92V198H94V201H92L91 203H88V204H90V205H88V208H86L87 207V205L86 206H84L83 208H81V209H79V207L77 206V211L76 210H73V208L74 207H76L75 205V203H79V200L82 198V197H84V196H86ZM148 195H150V196H148ZM153 197H152V196ZM166 195V196H165ZM48 196V197H47ZM79 196V197H78ZM99 198H98V197ZM104 196V197H103ZM116 196V197H115ZM139 197L138 198V200H140V202L139 201H137V197ZM145 196H146V198H145ZM162 196L160 197V198H162ZM168 196V197H167ZM179 196H182L181 198H179ZM43 197H46V198H50L51 199V204H47V203H45V202H43V200H45ZM148 197H152V200H151V198H150V200L152 201H150V202H148L147 200L149 199ZM159 197V196H158ZM166 197V198H165ZM43 198V199H42ZM73 198H75V199H73ZM79 198V199H78ZM110 198V199H109ZM112 198H117L116 200L118 201V202H116L115 200H112ZM145 198V199H144ZM156 199V203L154 202L155 201V199ZM167 198H168V200H171V201H173V203L171 202H169L168 200H167ZM199 198V197H198ZM40 199H41V202H43V203H39L40 202ZM50 199H48V200H45L46 202L47 201H49ZM77 199V201L78 202H76L75 201V203H74V200H76ZM102 199H103V202H102ZM119 199V200H118ZM132 199V200H131ZM143 199V200H142ZM147 199V200H146ZM159 199V198H158ZM37 202H36V201ZM72 200V201H71ZM263 200H264V197H263ZM53 201V202H52ZM55 201V202H54ZM97 201H99V203L97 202ZM116 202V204H114L115 202ZM126 201V202H125ZM138 202V206H140V205H142V206H144V204L146 205V204H151L152 205V207L151 208H153V205H155L154 207H156V205H157V207H158V204H160L161 203V207H160V205H159V207L160 208H158L159 210H160V212L161 213H159L160 215H158V211H156L157 210V207L156 208H154V209H150V208H148L149 209V213H148V215L146 214V215H142V214H140V215H137V214H139L138 212H132V207L133 206H136L137 205V202ZM166 201H168V202H166L167 203V206H169V207H166L164 204H165V202ZM178 202H177V205L176 206H179L178 205V203H179V200H177ZM39 203V205L38 204H34V203ZM66 202V203H65ZM74 204V207L72 206L73 204ZM142 202H144V203H142ZM148 202V203H147ZM180 202H181V200H180ZM45 203V204H44ZM49 203V202H48ZM94 203H96V205H94ZM104 203V204H103ZM142 203V204H141ZM162 203H164V204H162ZM93 204V205H92ZM103 204V205H102ZM180 205H182L181 203H179ZM46 206V205H48L46 208H43L44 206ZM71 205V206H70ZM92 205V206H91ZM133 205V206H132ZM162 205H164L163 207H165V208H163V209H167V211H165V210H163L162 209ZM35 206V207H34ZM43 206V207H42ZM91 206V207H90ZM100 206V207H99ZM132 206V207H131ZM137 206V207H138ZM147 207H150V205L148 206V205H146ZM187 208V209H185V207ZM92 207H94V208H92ZM115 207H117V208H115ZM125 207V208H124ZM128 209H127V208ZM172 208V210L173 209H177V211L180 209V211L182 210H184L185 212H187L188 214H186V213H184L183 212V214H182V212H180V211H178L180 214H182V216H184V214H185V217L183 218V217H181L180 216V214L179 213H177V215L178 216H176V214H174V212H177V211H170L169 210V208ZM175 207V208H174ZM184 207V208H183ZM35 208V209H34ZM40 208H41V211H40ZM47 208H48V210H47ZM86 208V209H85ZM92 208V209H91ZM106 208H110L109 210H107ZM170 208V209H171ZM183 208V209H182ZM68 209H69V212L70 211H72V212H70V215H71V213L73 214V215H76V216H74L73 217V215L72 216H70L69 214H68ZM72 209V210H71ZM76 209V208H75ZM91 209V211H89ZM96 210V211H94V210ZM100 209V210H99ZM114 209V210H113ZM117 209H119V211L117 210ZM19 210L17 211V212H19ZM23 210V211H22ZM25 210V211H24ZM32 210V211H31ZM36 211V214H34L35 213V211ZM47 210V211H46ZM79 210V211H78ZM82 210H83V212L85 211V213H83L82 212ZM105 211V212H101V211ZM110 211L108 214H106L107 213V211ZM127 210H129L127 213H126V211ZM151 210H153L152 211V213H151ZM168 210H169V213H168ZM30 211V212H29ZM64 211V212H63ZM81 211V212H80ZM112 211V212H111ZM135 211V210H134ZM163 211H165V212H163ZM21 212H19V213H21ZM33 212V213H32ZM63 212V213H62ZM97 212V213H96ZM113 212H114V214H113ZM124 212V213H123ZM167 212V213H166ZM175 215V220H173V218H171L170 217V215H172V213ZM26 213V214H27ZM31 213H32V215L33 216H31ZM59 213V214H58ZM80 213H83V214H80ZM91 213V214H90ZM119 214V215H116V214ZM123 213V214H122ZM128 214V213H130L129 215H126V214ZM133 213V214H132ZM164 213V214H163ZM168 215V214H170V215H168L167 217H168V219H170V220H167V221H169V222H166V219L165 218H163V217H166L165 215L166 214ZM22 214H25V213H22ZM69 216H68V215ZM77 214H78V216H77ZM90 214V215H89ZM101 214V215H100ZM110 214V215H109ZM121 214V215H120ZM126 216H125V215ZM164 216H163V215ZM191 214V215H192ZM16 215V214H15ZM37 215H39V216H37ZM80 215H83V218L81 219V216ZM84 215H88V217H84ZM96 217H94V216ZM113 216V218H112V216ZM134 215V216H133ZM138 216L136 219H135V217L136 216ZM142 215V217L140 218L139 216H141ZM151 215H153V216H151ZM174 215H172L173 217H174ZM190 215V216H191ZM196 215V216H195ZM66 216V217H65ZM67 216H68V218H69V220H67ZM91 216H93V217H91ZM97 216L99 217V219L97 218ZM109 218H108V217ZM120 218H119V217ZM131 216H133V217H131ZM144 216H146V218L144 217ZM147 216H148V218L150 219V217H151V221H156V219H157V221L158 220H160L161 219V221H158L159 222V225H161V222H162V226H161V228L163 227V222H166V225H167V223H168V225L169 226H171V227H169L168 225L166 226L165 225V227H163L164 228V230H167V231H170L172 234H174V235H172L170 232V235L168 236V233L166 232V231H163V233L164 234H166V236L167 237H169V239H166L167 237L165 236H163V233H161L162 231L160 230V233L162 234V237H161V234H160V236H158V238L155 240V241H160L161 240V238H162V242H161V244H160V246H159V244H158V242H157V244H158V248H157V246L156 247H154L155 246V244H153L154 246V248L152 249L151 247H152V245L151 244H148V246H146L147 244L146 243H143V241H141V242H139L138 240H135V238H134V235H133V233L131 232L132 231V229L133 228H135V229H133V232L136 230V229H138L137 231H138V233L139 234H144V232L146 231L145 229H144V227H147L148 228V226L150 225L149 224V222H148V218H147ZM156 216V217H155ZM193 216H191L192 218H193ZM37 218V220H36V218ZM73 217V218H72ZM102 217H103V219H102ZM105 217V218H104ZM126 217V218H125ZM128 217V218H127ZM145 219H144V218ZM156 219H155V218ZM160 217V218H159ZM187 217V218H186ZM39 218V219H38ZM87 218V219H86ZM97 219V220H95V219ZM108 218V220H106ZM115 218H116V220H115ZM119 218V219H118ZM136 220H134V219ZM186 218V219H185ZM78 219H79V222L81 223H79L78 222ZM81 219V220H80ZM92 219H94L93 221H92ZM101 219V221L102 220H104V221H109L108 223H104V221L103 222H100L99 220ZM121 219V220H120ZM123 219V220H122ZM139 219V220H138ZM143 221H142V220ZM165 219V220H164ZM199 219V221H198V223H200V220ZM70 220H72L71 222H69ZM76 220V221H75ZM133 220V221H132ZM147 220V221H146ZM149 220V221H150ZM181 221V219H180V221L181 222H183L184 223V221ZM188 220V222L189 221H191V226L189 225H187V221H186V223H184V224H186V226L188 227V228H186V226L185 225H182V226H185L184 228H186V229H189L190 228V230H191V227H192V225H194V220H196L195 221V223L197 222V220L198 219H191V220H189V218L187 219ZM204 220V221H203ZM63 221H64V223H63ZM75 221V222H74ZM84 221H86V222H83ZM91 221H92V223H91ZM114 221V222H113ZM121 221V223H119ZM131 221H132V223H131ZM135 221V222H134ZM155 221L154 222H152V223H155ZM177 221H179L178 219H177ZM42 222V223H41ZM65 222H66V224H65ZM88 222H89V224H88ZM97 222V227H96V230H95V226L93 225V224H95ZM113 222V223H112ZM123 222H124V225H123ZM130 222V223H129ZM139 222V223H138ZM147 222V223H146ZM173 224H172V223ZM204 222H207V224L205 225V223ZM209 222V223H208ZM35 223V224H34ZM79 223V224H78ZM117 223H118V225H117ZM137 223V224H136ZM151 223V222H150ZM179 223V222H178ZM183 223H180V224H183ZM204 223V224H203ZM62 226H60V225ZM75 224V225H74ZM76 224H77V226H76ZM142 224V225H141ZM145 224V225H144ZM156 224H157V222H156ZM165 224V223H164ZM190 224V223H189ZM204 226H203V225ZM42 225V226H41ZM67 225V228H66V231H65V226ZM72 225H73V228H72ZM78 225H80L81 226V229L80 228H78V227H80V226H78ZM82 225L84 226V227H82ZM88 225V226H87ZM90 225H91V227L92 228H90ZM94 227H93V226ZM121 227H120V226ZM159 225H158V227H159ZM175 226L176 228L174 229V227H172V226ZM40 226V227H39ZM44 226V227H43ZM54 226L56 227L55 228V230L54 229H52V227L54 228ZM58 226H60V228H58ZM132 226V227H131ZM144 226V227H143ZM199 226H194V227H192V231H193V233H194V231L196 230V231H198L199 229H197V227L199 228ZM215 226V227H214ZM15 227V228H14ZM49 227H51V232H49V230H50V228ZM140 227H141V230H140ZM16 230V232H17V234H15V230ZM58 228V229H57ZM62 228H64V230H62ZM83 228H85V229H83ZM120 228V229H119ZM146 228V229H147ZM160 228V229H161ZM168 228L169 229H174L175 230V232H174V230L173 231H171V230H168ZM41 229H45V230H48V231H43V230H41ZM93 229L95 230V231H93ZM101 230V231H98V230ZM119 229V230H118ZM143 229H144V232H143ZM39 230V231H38ZM73 230H74V232H73ZM81 231V235H80V231ZM118 230V231H117ZM140 230V231H139ZM35 231V232H34ZM43 231V232H42ZM55 231V232H54ZM61 233H60V232ZM70 231H72V232H70ZM79 231V232H78ZM98 231V232H97ZM195 231V233H197ZM214 231V230H213ZM213 231H211V233L213 232ZM31 232V233H30ZM37 232H42V233H40V235H39V233H37ZM49 232V234H47ZM63 232H64V234H63ZM69 232V233H68ZM78 232V234H75V235H73V233H77ZM117 232V233H116ZM129 232H131L130 234H129ZM142 232V233H141ZM166 232V233H165ZM200 234H198L197 236L199 237V235L200 236H202L201 235V230H199L198 231ZM30 233V235L28 236V234ZM56 233V234H55ZM59 233V234H58ZM115 233V234H114ZM177 233V234H176ZM194 233V234H195ZM208 234V235H212V234ZM94 234V235H93ZM101 234V236H98V235H100ZM125 234V235H124ZM204 234V233H203ZM206 234V235H207ZM218 234V233H217ZM47 235H48V237H47ZM76 235H77V237H76ZM97 235V236H96ZM176 235V236H175ZM130 236H132V238L130 237ZM174 236V237H173ZM40 237V238H41ZM76 237V238H75ZM82 237V238H81ZM85 237H86V239H85ZM171 237V238H170ZM43 238V237H42ZM41 238V239H42ZM55 238V239H54ZM84 238V239H83ZM165 238V240H167V241H165V240H163ZM201 238V237H200ZM203 238H204V240H205V237L204 236H202V238H201V240H203ZM40 239V240H41ZM44 239H42V241L44 242ZM78 242V243H74L75 242V240ZM100 239V240H99ZM130 239V241H128V240ZM160 239V240H159ZM175 239V240H174ZM25 240V241H24ZM171 240V241H170ZM45 242L44 243V245L45 244H47V243H50V242ZM52 241H51V243H52ZM127 241V242H126ZM131 241H133L132 243H131ZM14 242V243H13ZM18 242V243H19ZM79 242H80V245H78L79 244ZM110 242V243H109ZM74 243V245H72ZM107 243V244H106ZM124 243V244H123ZM129 243V245H127ZM132 245H131V244ZM142 243V244H141ZM160 243V242H159ZM22 244V245H23ZM121 244H122V246H121ZM156 244V245H157ZM166 245V247H167V244H170L168 247H171L170 249L167 247L166 249H169V250H166L165 251V245ZM175 244V245H174ZM202 244V245H201ZM20 246L21 248H20V251H19V253H18V257L20 258V259H25L26 258V255L25 254H23V251H29V249L31 250V252L29 253V254H33L34 253V255H33V258L34 259H36L35 260V263L34 264H45L46 262H48L49 261V264L51 263V260H53V259H51L50 257L53 255V252H55V250H53V249H55L57 246H55V245H50V246H53V247H49L48 249L49 250H47V251H49V252H47V251H43V250H46L47 248H44V249H40V252H38L39 250H36L35 251V249H31L30 247H28L27 248V246H30V245H27V246ZM96 245H98V246H96ZM118 245H119V247H118ZM150 245V246H149ZM161 245H163V247H161ZM177 245V246H176ZM49 246V245H48ZM47 246V247H48ZM55 246V247H54ZM92 246V247H93ZM121 246V247H120ZM128 246V247H127ZM132 246L134 247V248H138L139 246V248L138 249H140V250H135L134 248H132ZM137 246V247H136ZM203 246H205L206 248H204ZM255 247H254V251H255V253L257 254V253H260L261 255H263V253H264V247H261V246H258V244L256 243L255 245H254ZM46 247V246H45ZM92 247H91V249H92ZM141 247H142V250H141ZM160 247L162 248V250L160 249ZM196 247H197V249H196ZM201 247V248H200ZM202 247H203V249H202ZM53 248V249H52ZM58 248V247H57ZM56 248V249H57ZM85 248V249H84ZM87 248H89V246L88 245H83V248L82 249H75V250H69L70 252H68V254H70V255H68L67 253H62V254H60V261H57L56 260V262H55V260H53L52 261V263L51 264H54V263H56V264H92V262H93V264H95L94 263V261L95 262H97V261H99L98 259H96V256L94 255V254H92V252L91 251H89ZM149 250H148V249ZM156 248V249H155ZM175 248V249H174ZM199 248V249H198ZM210 250V251H208V249ZM50 249H52V250H50ZM69 249H70V247H69ZM84 249V250H83ZM119 249H120V251H119ZM145 249H147V250H145ZM156 250V251H154V252H152L155 256V260L152 262V260H153V254L152 253H148V252H151V250ZM159 249V250H158ZM164 249V250H163ZM192 249V250H191ZM200 249H201V251H200ZM255 249H257V250H255ZM42 250V251H41ZM58 250H60V252H62V250H61V247H60V249L58 248ZM77 250H80L79 251V254H77L76 253V251ZM87 250H88V252H87ZM161 250V251H160ZM187 250V251H186ZM190 250H191V253H190ZM194 250V251H193ZM197 250V251H196ZM205 250H206V252H205ZM258 250H260V252H257ZM51 251V252H50ZM82 251V252H81ZM86 251V252H85ZM111 251H114V253H112V254H114L115 255V257L116 256H118V258H115L114 257V259H111ZM116 251V252H115ZM41 252H42V254H41ZM90 252V253H89ZM110 252V253H109ZM143 252V253H142ZM157 252V256H159V254L160 253H162V254H160L161 256L160 257H156V253ZM166 252H168V253H166ZM195 252V253H194ZM2 254H1V258H3L4 257V251H2L1 252ZM38 253H39V255H38ZM44 253V254H43ZM84 253V254H83ZM85 253H86V255H87V253H89V254H91V256H86V257H84L85 256ZM108 253V254H107ZM116 253V254H115ZM125 253V254H124ZM128 253V254H127ZM139 253V254H138ZM165 253H166V256H164L165 255ZM49 254V255H48ZM76 254H77V256H76ZM120 254H124L123 256H120L119 257V255ZM137 254V255H136ZM142 254H143V256H142ZM168 254H169V256H168ZM171 254V255H170ZM182 254H183V258H182ZM190 254V255H189ZM204 254V255H203ZM42 255V256H41ZM44 255V256H43ZM125 255L128 257H126V258H124L125 257ZM146 255V256H145ZM202 255V257H200ZM29 256V255H28ZM36 256V257H35ZM83 256V257H82ZM197 256V257H196ZM44 257V258H43ZM63 257V258H62ZM69 259H72V260H68V258ZM144 257H146V259L144 258ZM153 257V258H152ZM0 258V259H1ZM84 260H82V259ZM88 259V260H86L85 261V259ZM140 258H143L144 260H140ZM152 258V259H151ZM186 258V259H185ZM41 259H44V260H41ZM50 259V260H49ZM75 259H76V261H75ZM165 259V260H164ZM176 259V260H175ZM178 259H179V261H178ZM97 260V261H96ZM104 260V261H103ZM116 260H119V262H117ZM151 260V261H150ZM38 261V262H37ZM70 261V262H69ZM71 261H72V263H71ZM169 261V262H170ZM178 261V262H177ZM80 262H82V263H80ZM106 262V263H105ZM150 262H152V263H150ZM177 262V263H176ZM20 264H25V263H20ZM47 264V263H46ZM129 264V263H128ZM147 264V263H146ZM159 264V263H158ZM162 264V263H161Z\"/></svg>",
	"mask_w": 264,
	"mask_h": 264
},
{
	"label": "bare ground",
	"instance_id": "obj_2",
	"mask_svg": "<svg viewBox=\"0 0 264 264\" xmlns=\"http://www.w3.org/2000/svg\"><path fill=\"white\" fill-rule=\"evenodd\" d=\"M2 1V0H1ZM0 1V2H1ZM4 2H5V4L7 3L6 1H8V2H11V3H14L16 0H3ZM2 1V4H0V5H3L4 4V2ZM18 1L19 2H22V0H17V4L18 5H16V3L13 5V8H14V6H16V8H17V6H20L19 4L20 3H18ZM26 1V0H25ZM25 1H23V2H25ZM29 1H32V0H29ZM36 0H34V1H32V2H27V3H29V6H30V9H29V12L31 13V11L30 10H32V8L31 7H34L33 9H37L38 8V6H37V8H35L36 7V2L37 3H39V5H44V4H46V3H44L45 1H40V0H37L36 2H35ZM48 0H46V2H47ZM77 1V0H76ZM84 1V0H83ZM87 1V0H86ZM104 1V0H103ZM110 1V0H109ZM120 1V0H119ZM128 1V0H127ZM139 1H141L140 2V4L142 5V1L143 0H139ZM145 2H146V4H147V6H144V7H148V5H151V4H153L154 5V1H152V0H144ZM160 1V3L162 2L163 4L162 5H160V3H158V5H160V7H159V9H158V16H159V19H158V21H159V23H158V26L155 28L154 26L155 25H151V27H150V25L149 26H147V23L149 22V20L150 19H145V20H147V22H144V20H143V17L145 18V16H143V14L142 13H140V12H142V11H139V12H134V13H136V14H134L132 11V14L135 16V15H137L138 14V16H140L138 19L137 18H134L133 16V18L131 17V19H137L138 21L137 22H135V23H138L139 22V24L141 25V20H143V22L146 24V34L144 35L145 37L144 38H142V41H144L143 43H146V44H148L149 45V48L151 47L153 50H151L153 53L151 54V55H148L147 53V55L144 53V52H141V54H143L144 53V55H145V59H146V57H149V61L148 62H150V64H151V66H150V71H148L147 70V72H148V74H149V72H152V71H154V72H157L156 71V69H157V67H158V63L161 61H158V53H160V52H158L159 50H157V48L159 49V47H157V41H159L160 43V45H161V47H162V56H159V57H161L163 60V62L165 63V66L167 67V68H169L170 70L172 69V71L170 72L171 74L169 75V80L167 79V82H165L164 81V83H165V87H163L164 89H161V90H163L162 92L164 93V94H166L167 96H170V98H171V101H169V102H174V104H176V102L178 103V104H180V105H186V106H184V108H186L187 106L189 107V108H191V109H194V110H196V111H198L199 109H201L202 108V106H206L207 105V107H208V110L210 109V107H213V105H215V112L214 113H210L211 114V116L210 117H212L211 119L213 120V122L217 125V126H215V128H219V134H224V135H226V134H228V135H231V133H230V131L232 132V133H234L233 132V130L234 129H236V127H238L237 125H236V123H235V120H237V119H234L238 114H237V110L247 101L248 102V104H249V101L248 100H246L247 99V95L249 94V91H250V89L252 88V89H254V87L256 86V79H255V83H253V87H252V82H254V74L252 75V73H253V69L255 68L254 67V62L253 61H251L252 59H250V57H249V59H250V62H249V60H248V56H247V52L248 51H246L245 49H244V45L243 44H245V45H248L249 46V42L247 43V41L245 40V39H243L242 38V36H244V34L242 33V31L240 32V29L241 28H243V29H246L245 31H247V32H254V24L252 23L253 21H254V19H256V20H262V19H264V0H229V1H231V3H235L236 5L235 6H228V5H225V7H229L230 8V11H231V13H227V15H226V17H224L223 15V17L221 16V14L217 11V10H214L215 8H213L214 7V4L213 3H211V5L208 3V5H202L203 3H202V1L201 2H195V1H190V0H184V1H181L180 3H179V1L177 2V3H179V4H177V5H175V6H173V7H170V5L168 6V3H169V1L168 0H159ZM159 1H157V2H159ZM174 1V0H173ZM197 1V0H196ZM199 1V0H198ZM205 2V4H207L206 3V0H204ZM210 1V0H209ZM225 2H227V0H224ZM33 2H35L34 4H35V6H32V4H30V3H33ZM91 2V1H90ZM111 2H113L112 0H111ZM115 2V1H114ZM129 2V1H128ZM133 2V1H132ZM151 2H154V3H151ZM156 2V3H157ZM214 2V1H213ZM217 2V1H216ZM26 3V2H25ZM41 3V4H40ZM44 3V4H43ZM68 3V2H67ZM77 3V2H76ZM80 3V2H79ZM84 3H85V1H84ZM107 3V2H106ZM118 3V2H117ZM117 3H116V6H117ZM121 3V2H120ZM127 3V2H126ZM131 3V2H130ZM134 3V2H133ZM133 3H131V4H129V5H131L132 6V4ZM151 3V4H150ZM201 3V4H200ZM218 3V2H217ZM216 3V4H217ZM221 3V2H220ZM224 3V2H223ZM228 3V2H227ZM230 3V2H229ZM233 3V4H234ZM89 4V3H88ZM91 4V3H90ZM96 4H98L97 2H96ZM96 4H94V5H96ZM108 4H110L109 2H108ZM145 4V5H146ZM170 4V3H169ZM212 4H213V7H212ZM7 5V4H6ZM57 5V4H56ZM84 5V4H83ZM93 5V6H94ZM101 5V4H100ZM105 5V4H104ZM119 5V4H118ZM134 5V4H133ZM156 5V4H155ZM154 5V6H155ZM210 5V6H209ZM221 4H219L218 6H220ZM23 6V8H22V11L21 10H15V8H14V12H16L17 11V13H13V14H17V15H15V17L17 16H19V14L18 13H23L24 15H25V19H26V17H27V19L29 18V21H31L30 19L33 17L34 18V14H35V12H33L34 14L32 15V13H31V16L30 15H27V14H29V12H27V13H25V7L24 6H26L25 4L23 5H21V7ZM58 6V5H57ZM69 6V5H68ZM71 6V9H72V5H70ZM78 6H79V4H78ZM77 6V7H78ZM87 6V5H86ZM85 6V7H86ZM110 6H111V4H110ZM113 6H114V4H113ZM112 6V7H113ZM124 6V5H123ZM125 6H126V4H125ZM130 6V7H131ZM136 6H138V3H137V5ZM140 6V5H139ZM152 6V5H151ZM204 6V7H203ZM1 7V6H0ZM6 7H8V5L6 6ZM27 7V6H26ZM40 7H42V6H40ZM81 7V6H80ZM85 7H82V8H85ZM96 6H94L93 8V11L95 12V10L97 11L98 10V6H97V9L95 8ZM109 7V6H108ZM118 7V6H117ZM119 7H121V6H119ZM129 7V6H128ZM141 7V6H140ZM157 7V6H156ZM155 7V8H156ZM3 9H4V7H2ZM9 9H10V7H8ZM20 8V7H19ZM66 8H67V6H66ZM69 8V7H68ZM76 8V7H75ZM82 8H79V9H82ZM103 8H105V7H103ZM126 8V7H125ZM154 8V9H155ZM9 9H4L6 12H8V11H10ZM21 9V8H20ZM28 9V8H27ZM41 9V8H40ZM40 9H39V11H40ZM77 9V8H76ZM86 9V8H85ZM88 9V8H87ZM86 9V10H87ZM90 9H92V8H89V12H90ZM116 9V8H115ZM127 9V8H126ZM134 9V8H133ZM143 9V8H142ZM148 10H150V8H147ZM152 9V8H151ZM226 9V8H225ZM224 9V11L226 12V10ZM0 10H2L1 8H0ZM24 10V11H23ZM43 11L45 10V11H47L46 9H42ZM41 10V11H42ZM50 10H52V9H50ZM83 10V9H82ZM101 10V9H100ZM107 10H112V9H110V7H109V9H107ZM157 10V9H156ZM155 10V11H156ZM221 10H223V9H221ZM3 11V10H2ZM2 11H1V14H0V17H2L1 15H6L7 13L5 12H3L2 13ZM19 11V12H18ZM35 11V10H34ZM88 11V10H87ZM116 11V10H115ZM118 11V10H117ZM116 11V12H117ZM121 11H122V9H121ZM138 11V10H137ZM154 11V12H155ZM63 12V11H62ZM83 12V11H82ZM105 12V11H104ZM120 12V11H119ZM119 12H118V14H119ZM147 12V10L145 11V13ZM149 13H150V11H148ZM147 12V13H148ZM50 13V12H49ZM59 13V12H58ZM64 13V12H63ZM80 13H81V11H80ZM113 13V12H112ZM124 12H122V14H123ZM156 13V12H155ZM12 14V15H13ZM37 14V13H36ZM35 14V16H36V18H34V19H36V20H39V18H41V17H39L40 15H38V17H37V15ZM42 14H43V12H42ZM51 14V13H50ZM141 14V15H140ZM152 14H154V13H152ZM21 15V14H20ZM44 15L46 16L47 14L46 13H44ZM52 15V14H51ZM83 15V14H82ZM81 15V16H82ZM90 14H88V16H89ZM126 15V14H125ZM147 16H149L148 14H146ZM155 15V14H154ZM43 16V15H42ZM49 16V15H48ZM72 16V15H71ZM74 17H75V15H73ZM79 17H80V15H78ZM85 16V15H84ZM84 16H82V17H84ZM91 16V15H90ZM98 16V15H97ZM100 16V15H99ZM128 15H126V17H127ZM143 16V17H142ZM155 16H157V15H155ZM5 17V16H4ZM14 17V16H13ZM92 17V16H91ZM104 17V16H103ZM118 17V16H117ZM119 17H120V14H119ZM123 17H125V16H123ZM130 17V16H129ZM150 18L152 17V16H149ZM148 17V18H149ZM19 18H20V16H19ZM23 18V17H22ZM32 18V20H34ZM43 18V17H42ZM45 18V17H44ZM85 18H87L86 16H85ZM89 18V17H88ZM99 17H97V19L96 20H99L98 19ZM100 18H102V17H100ZM122 18V17H121ZM141 18V19H140ZM147 18V17H146ZM154 18V17H153ZM3 18H1L0 20H2ZM49 19V18H48ZM78 19V18H77ZM90 19V18H89ZM104 19V18H103ZM131 19H129L128 21H130L131 22ZM5 20V19H4ZM9 20V19H8ZM41 20V19H40ZM47 20V18L44 20L43 19V22L42 23H44V25H46V23L44 22V21H46ZM91 20V19H90ZM92 20H93V18H92ZM95 20V19H94ZM123 20V19H122ZM132 20V21H133ZM151 20H152V18H151ZM155 20H157V19H155ZM6 21V20H5ZM51 21V20H50ZM81 21H82V19H81ZM85 21V20H84ZM84 21L82 22V23H84ZM88 21V20H87ZM86 21V22H87ZM100 21V20H99ZM117 21H121V19L120 20H118L117 19ZM127 21V22H128ZM134 21H136V20H134ZM157 21V22H158ZM1 22V21H0ZM33 22V21H32ZM35 22V21H34ZM48 23H50L49 22V20L47 21ZM76 22V21H75ZM78 22V21H77ZM92 22V21H91ZM142 22V23H143ZM152 22H154V19H153V21ZM3 23V22H2ZM8 23V22H7ZM47 23V26L49 25ZM67 23V22H66ZM79 23V22H78ZM89 23V22H88ZM103 23V22H102ZM113 23V22H112ZM120 22H118V24H119ZM150 23V22H149ZM27 24V23H26ZM38 24V23H37ZM37 24H35L34 23V25L35 26H37ZM51 24V23H50ZM55 24V23H54ZM96 24V23H95ZM98 24V23H97ZM118 24H117V26H118ZM127 24V23H126ZM139 24H136V25H139ZM3 24H1V26H2ZM52 25V24H51ZM64 25V24H63ZM81 25V24H80ZM90 25H91V23H90ZM116 24H114L113 23V26H115ZM122 25V24H121ZM120 25V27H123V26H121ZM38 26H43V24L42 25H39L38 24ZM37 26V27H38ZM70 26H71V24H70ZM82 26V25H81ZM84 26V25H83ZM125 26V25H124ZM132 26H133V24H132ZM144 26V25H143ZM43 27H46V26H43ZM42 27V29H44ZM51 27H53V26H51ZM66 27V26H65ZM68 27V26H67ZM88 27V26H87ZM86 27V28H87ZM96 27H98V26H96ZM96 27H94V28H96ZM99 27H100V25H99ZM8 28V27H7ZM6 28V29H7ZM24 28V27H23ZM38 28H40L41 29V27H38ZM71 28H72V26H71ZM77 28V27H76ZM84 27H82V29H83ZM86 28H84V29H86ZM93 28V27H92ZM101 28V27H100ZM100 28H98V30L100 29ZM104 28H106V27H104ZM115 28V27H114ZM128 28V27H127ZM41 29V30H42ZM53 29H55V28H53ZM53 29H51V30H49L50 31V33L52 32V30ZM70 29V28H69ZM81 29V30H82ZM83 29V30H84ZM90 29V28H89ZM97 29V28H96ZM132 29H133V27H132ZM56 30V29H55ZM64 30V29H63ZM66 30V29H65ZM77 30V29H76ZM78 30H79V28H78ZM76 31V34H77V32H79V31ZM82 30V31H83ZM86 30H88V28L86 29ZM85 30V31H86ZM91 30V32L94 30V29H90ZM89 30V31H90ZM97 30V31H98ZM100 30H102V29H100ZM118 30V29H117ZM121 30V29H120ZM128 30H131V27H130V29H128ZM134 30V29H133ZM7 31V30H6ZM72 31V30H71ZM84 31V32H85ZM96 31V30H95ZM112 32H113V30H111ZM122 31H124V30H122ZM121 31V32H122ZM1 32H2V30H1ZM43 32H44V30H43ZM106 32H107V30H106ZM120 32V33H121ZM134 32H135V30H134ZM137 32V31H136ZM142 32H144V29H143V31ZM142 32H140V33H142ZM47 33V32H46ZM46 33H45V36H47V37H49V38H51L52 39V41H54V37H53V34L52 35H48V33H47V35H46ZM56 33V32H55ZM54 33V34H55ZM71 33V32H70ZM80 33V32H79ZM88 33V32H87ZM86 33V34H87ZM93 33H94V31H93ZM114 33V32H113ZM140 33H138L139 35H140ZM1 35V37L0 38H2V33H0ZM62 34V33H61ZM60 34V35H61ZM72 34H74V33H72ZM81 34V33H80ZM90 35H92L91 33H89ZM89 34H87L86 36H88ZM99 34V33H98ZM129 34H130V31H129ZM133 34V33H132ZM247 34V33H246ZM13 35V34H12ZM58 35V34H57ZM64 35V34H63ZM63 35H61V36H63ZM78 35V34H77ZM76 35V36H77ZM83 35V34H82ZM94 35H96V34H94ZM116 35V34H115ZM121 35L123 36V34L121 33ZM131 35V34H130ZM142 35V34H141ZM7 35H5V37H6ZM53 38H52V37ZM64 36H66V35H64ZM119 33H118V38H119ZM67 37V36H66ZM66 37H64V38H62V39H66V41H69V37H71V36H68L67 38ZM97 37V36H96ZM129 37V36H128ZM131 37V36H130ZM133 37V36H132ZM136 37V36H135ZM140 37H142V36H140ZM4 38V37H3ZM93 38V37H92ZM247 38V37H246ZM25 39H27V38H25ZM48 39V38H47ZM51 39L49 40L50 42H51ZM74 39H76V38H74ZM87 39V38H86ZM107 39V41H108V39L109 38H106ZM120 39V40H119ZM119 39H116V40H118V42H120L121 41V36H120V38ZM136 39V38H135ZM137 39H140L141 40V38H138L137 37ZM81 40V39H80ZM90 41L89 42H92V40H93V42H94V39H89ZM105 40V39H104ZM109 40H111V39H109ZM122 40H124V38L122 39ZM126 40V39H125ZM129 40V39H128ZM247 40H249V39H247ZM259 40V39H258ZM49 41H47V42H49ZM63 41V40H62ZM76 41V40H75ZM86 41V40H85ZM88 41V40H87ZM99 41V40H98ZM101 41H103V40H101ZM112 41V40H111ZM134 41V40H133ZM8 42V41H7ZM55 42V41H54ZM53 42V43H54ZM61 42V41H60ZM78 42V41H77ZM80 42V41H79ZM92 42V43H93ZM95 42H97L96 41V38H95ZM94 42V43H95ZM110 42V41H109ZM113 42V41H112ZM127 42V41H126ZM125 41H123V46H124V43H126ZM129 42V41H128ZM127 42V43H128ZM132 42V41H131ZM135 42H136V40H135ZM258 42V41H257ZM27 43H29V42H27ZM52 42H51V44H52V46L53 45H56V44H53ZM56 43V42H55ZM63 43H65L64 41H63ZM68 43V42H67ZM75 43V42H74ZM83 43V42H82ZM86 43V42H85ZM84 43V45H89V44H85ZM88 43V42H87ZM122 43V41L119 43V44H121ZM60 44H62V43H57V45L56 46H53L51 49H53L54 47V49H56L55 51H54V53H55V56H54V54H53V56H54V66H53V64H52V67H53V69L55 70V72H48L47 70H50L51 68H49L50 66H48V64H47V66H45V65H41L39 68H40V71L39 72H41L42 74H43V72H45V74H53V73H55V75H56V77H55V85H54V90H53V93H52V95L49 97V98H47V99H41L39 96H38V93H37V83H38V80H39V78L41 77H39V75H38V78H36V79H34L33 80V83H32V85H31V87H25V91H26V93L27 94H29L28 96V99H29V103H30V105H31V107H33L32 108V110L33 111H36V112H38V111H45V110H48L50 113H57V115H59V117H60V124H62V125H68V124H73V122H74V120L75 119H77L76 118V116L78 115V111H79V109H81V107H82V104L83 103H85L84 102V100L87 98L86 96H85V94L84 93H82V89H83V86H82V83L80 82V77H82V76H80L78 73H79V71L81 70V64L82 63H80V62H78V61H76V63H71V62H69L68 60H67V58H65V56L64 57H62L61 55H60V48H61V45ZM91 44V43H90ZM101 44H104V43H101ZM118 44V43H117ZM118 44V45H119ZM133 44V43H132ZM158 44V45H159ZM261 44V43H260ZM18 45H20V44H18ZM49 45V44H48ZM67 45V44H66ZM78 45H81V43H79ZM92 45V44H91ZM96 45V44H95ZM99 45V44H98ZM147 45V46H148ZM93 46V45H92ZM105 46V45H104ZM104 46H102V48H104ZM107 46H108V44H107ZM110 46H111V43H110ZM112 46H114V43H113V45ZM129 46H131V45H129ZM133 46V45H132ZM136 46V45H135ZM134 46V47H135ZM138 46V48H139V45H137ZM144 46V45H143ZM143 46H141V49H142V47ZM49 47H50V45H49ZM69 47V46H68ZM76 47V46H75ZM79 47V46H78ZM84 47V46H83ZM91 47V46H90ZM119 47V46H118ZM125 47V46H124ZM25 48V47H24ZM82 48V47H81ZM93 48H95V46L93 47ZM106 48V47H105ZM108 48V50H109V47H107ZM128 48V47H127ZM148 48V49H149ZM252 48V47H251ZM255 48H257V47H255ZM254 48V49H255ZM21 49V48H20ZM34 49V48H33ZM69 49V48H68ZM71 50H72V48H70ZM85 49V48H84ZM96 49V48H95ZM99 48L97 47V50H98ZM115 49V48H114ZM129 49V48H128ZM140 49V50H141ZM4 49H2V51H3ZM24 50V49H23ZM91 50H93V49H91ZM104 51H106L105 49H103ZM111 51V53H112V49H110ZM116 50V49H115ZM126 50V49H125ZM124 50V51H125ZM146 50H147V48H146ZM248 50H250V49H248ZM258 50V49H257ZM7 51H8V49H7ZM6 51V52H7ZM10 51V50H9ZM8 51V52H9ZM32 51V50H31ZM53 51V50H52ZM51 51V53H53ZM84 51V50H83ZM85 51H86V49H85ZM84 51V52H85ZM95 51V50H94ZM129 51V50H128ZM127 51V52H128ZM132 51V50H131ZM137 51V50H136ZM160 51H161V48H160ZM253 51H255V50H253ZM261 51V50H260ZM26 52H27V50H26ZM25 52V53H26ZM30 52V51H29ZM47 52H48V50H47ZM82 53V51H79V53ZM83 52V53H84ZM88 52H90V50L88 51ZM107 52V51H106ZM109 51L107 52L108 54L110 53ZM139 52V53H140ZM250 52V51H249ZM248 52V53H249ZM0 53H2L1 51H0ZM67 53H68V51H67ZM94 53V52H93ZM101 53V56L102 55H104L105 54V52H104V54H102L103 52H100ZM99 53V54H100ZM124 53V52H123ZM138 53V54H139ZM5 52H4V57H5ZM17 54H19V53H17ZM16 54V55H17ZM21 54V53H20ZM30 54V53H29ZM46 54V53H45ZM92 54V53H91ZM119 53H117V55H118ZM131 54V53H130ZM134 54V53H133ZM140 54V55H141ZM149 54H150V51H149ZM252 54H254V53H252ZM251 54V55H252ZM63 55V54H62ZM68 55L69 54H67V57H68ZM96 55L97 56H99L98 55V53H96ZM117 55H115V56H117ZM123 55V54H122ZM124 55H127V53H124ZM137 54L135 53V56H136ZM143 55V56H144ZM260 55H262V54H260ZM7 56V55H6ZM13 56V55H12ZM52 56V57H53ZM85 56V55H84ZM93 57L95 56V54H93L92 55ZM107 56V55H106ZM111 57H112V55H110ZM115 56H114V58H115ZM21 57V56H20ZM20 57H15V58H20ZM45 57H47V56H45ZM110 57V58H111ZM126 57H128V55L126 56ZM141 57V56H140ZM255 57V56H254ZM253 57V58H254ZM9 58V57H8ZM35 58V60H34V62L36 61V57H34ZM41 58V57H40ZM97 58V57H96ZM99 58H100V56H99ZM98 58V59H99ZM107 58V57H106ZM106 58H104L105 60H106ZM113 57H112V59H114ZM134 57H132L131 56V58L130 59H133ZM7 59V58H6ZM5 59V60H6ZM13 59H14V56H13ZM70 59H72V58H70ZM81 59V61H82V58H80ZM84 59H85V57H84ZM126 59H128V58H126ZM129 59V60H130ZM140 59V58H139ZM144 59V60H145ZM256 59H258V58H256ZM255 59V60H256ZM260 59V58H259ZM46 60V59H45ZM102 61H103V59H101ZM119 60V59H118ZM121 61H123L124 60V56H123V60L122 59H120ZM120 60H119V62H120ZM136 60V59H135ZM142 60V59H141ZM24 61V60H23ZM93 61V60H92ZM94 61H95V58H94ZM93 61V62H94ZM111 61V60H110ZM114 61H116L117 62V59L115 60L114 59ZM130 61H132V60H130ZM130 61H128V62H126L127 63V65L129 64V62ZM137 61V60H136ZM257 61V60H256ZM255 61V62H256ZM18 62V61H17ZM101 62V61H100ZM113 62V61H112ZM115 62V63H116ZM135 62V61H134ZM147 62V61H146ZM162 62V63H163ZM7 64H9V61L8 62H6ZM83 63H85V62H83ZM96 63V62H95ZM95 63H94V65H95ZM98 63V62H97ZM114 63V62H113ZM122 63V62H121ZM144 63V62H143ZM164 63H163V65H164ZM258 63V62H257ZM30 64V63H29ZM86 64V63H85ZM101 64V63H100ZM102 64L103 65H101V66H104V63L102 62ZM105 64H107V61H106V63ZM109 64V63H108ZM120 64V63H119ZM125 64V63H124ZM124 64H122V65H124ZM132 64V63H131ZM135 64V63H134ZM138 64H140V63H138ZM145 64H147V63H145ZM160 64H161V62H160ZM87 65V64H86ZM133 65V64H132ZM163 65H161V66H163ZM258 65V64H257ZM85 66V65H84ZM110 66V65H109ZM113 66V65H112ZM115 66H116V64H115ZM114 66V68L115 69H117L116 67ZM120 67H122L123 69H124V67L123 66H121V64L119 65ZM118 66V67H119ZM136 66V65H135ZM160 66V65H159ZM161 66L160 67H158V68H160L161 69ZM164 66V72H165V67ZM88 67H89V64H88ZM111 67V66H110ZM130 67H131V65H130ZM130 67H127L126 69H127V72H129L128 70H129V68ZM137 67V66H136ZM136 67H135V69H136ZM148 67V66H147ZM257 67V66H256ZM261 67V66H260ZM259 67V68H260ZM38 68V67H37ZM87 68V67H86ZM96 69H99V68H97V66L95 67ZM107 68H108V65H107ZM146 68V67H145ZM163 68V67H162ZM258 68V67H257ZM12 69H14V68H12ZM52 69V70H53ZM88 69V68H87ZM93 69V68H92ZM104 69V67L102 68V70ZM106 69V68H105ZM120 69V70H119ZM118 69V72H120L121 71V68H119ZM125 69V70H126ZM131 69V68H130ZM134 68H132V70H133ZM134 69V71L136 72L137 70H135ZM144 69V68H143ZM159 69V70H160ZM261 69V68H260ZM112 70V69H111ZM158 70V69H157ZM167 70V69H166ZM259 70V69H258ZM95 71V70H94ZM113 72H116V71H114V70H112ZM134 71H132V72H134ZM140 71H142L141 69H140ZM251 71V72H250ZM255 71H257L256 69H255ZM3 72V71H2ZM84 72V71H83ZM90 72V71H89ZM93 72V71H92ZM107 72H108V70H107ZM131 72V71H130ZM145 72H146V69H145ZM145 72H142V73H145ZM147 72L145 73V74H147ZM158 72H160V71H158ZM157 72V73H158ZM163 72V71H162ZM161 72V73H162ZM258 73H260L259 71H257ZM37 73V72H36ZM109 73L110 72H108V75H109ZM156 73V74H157ZM257 73V75L259 76V74ZM85 74V73H84ZM90 74V73H89ZM95 74V73H94ZM94 74H92V75H94ZM101 74H103V73H101ZM105 74H107V73H105V71H104V76H105ZM120 74L121 75H123V72L121 71L120 72ZM128 74V73H127ZM131 74V73H130ZM129 74V75H130ZM134 74H139V72L138 73H134ZM148 74H147V76H148ZM151 74H153V72L151 73ZM160 74V73H159ZM158 74V75H159ZM167 74V73H166ZM165 74V75H166ZM91 75V76H92ZM112 75H113V77H112ZM124 75L127 77V75L124 73ZM129 75H128V77H129ZM132 76H133V73L131 74ZM141 75H143V74H141ZM140 74L138 75V76H141ZM150 75V74H149ZM161 75V74H160ZM44 76V75H43ZM110 76V75H109ZM115 74H111V78H113L114 80L115 79H117V78H115V77H118V76H115ZM153 76V75H152ZM154 76H155V74H154ZM153 76V77H154ZM162 76H163V74H162ZM162 76H159V78L160 77H162ZM167 76V75H166ZM36 77V76H35ZM34 77V78H35ZM120 78H122V80H123V78H126V77H121V76H119ZM118 77V79H120ZM135 76H133V78H134ZM142 77V76H141ZM146 77V76H145ZM152 77V78H153ZM157 77V76H156ZM164 77V76H163ZM252 77H253V79H252ZM86 78V77H85ZM106 78H107V76H106ZM130 78V77H129ZM137 78V77H136ZM159 78H158V80H159ZM167 78H168V76H167ZM256 78V77H255ZM262 78V77H261ZM113 79H111L112 81H113ZM128 79V78H127ZM138 80L137 81H139V78H137ZM146 79H149V78H146ZM164 79H166V77H164ZM83 80V79H82ZM95 80V79H94ZM93 80V81H94ZM121 80V81H122ZM134 80H135V78H134ZM144 80H145V78H144ZM143 80V81H144ZM156 80V79H155ZM253 80V81H252ZM261 80V79H260ZM106 81V80H105ZM104 81V82H105ZM110 81V80H109ZM125 81V80H124ZM131 81H132V79H131ZM136 81V80H135ZM149 81H151L152 82V79L150 80L149 79ZM91 82H92V80H91ZM97 82V81H96ZM95 82V83H96ZM102 82H103V80H102ZM118 82V81H117ZM130 82V81H129ZM133 82V81H132ZM150 82V83H151ZM158 82H160V80L159 81H155V83H157L158 84ZM162 82L163 81H161V84H162ZM263 82V81H262ZM95 83H94V86H95ZM113 83H115V82H113ZM112 83V84H113ZM137 83H139V82H137ZM149 83V82H148ZM154 83V84H155ZM261 83V82H260ZM128 84V83H127ZM140 84V83H139ZM142 84H143V82H142ZM152 84V83H151ZM150 84V86L152 87V85ZM254 84H255V86H254ZM88 85H90V83L88 84ZM93 85V84H92ZM91 85V86H92ZM132 85V84H131ZM136 85V84H135ZM134 85V86H135ZM144 85V84H143ZM159 85V84H158ZM257 85H258V83H257ZM98 86H100V85H98ZM107 86V85H106ZM138 86V85H137ZM160 86V85H159ZM159 86H156V88H158ZM161 86H164V85H161ZM110 87V86H109ZM130 87V86H129ZM132 87H133V85H132ZM257 87V86H256ZM87 88V87H86ZM96 88V87H95ZM102 88V87H101ZM107 89H108V87H106ZM128 88V87H127ZM135 88V87H134ZM142 88H144V87H142ZM149 88V87H148ZM153 88V87H152ZM151 88V89H152ZM162 88V87H161ZM258 88V87H257ZM113 89V88H112ZM126 89V88H125ZM130 89H131V87H130ZM140 89V88H139ZM104 90V89H103ZM108 90H110V88L108 89ZM107 90V91H108ZM129 90V89H128ZM135 90V89H134ZM153 90V89H152ZM155 90V89H154ZM160 90V89H159ZM100 91V90H99ZM122 92L124 91V90H121ZM145 91H146V89H145ZM148 91V90H147ZM146 91V92H147ZM156 91V90H155ZM253 91V90H252ZM251 91V92H252ZM255 91H256V88H255ZM261 91V90H260ZM105 92H106V90H105ZM121 92V93H122ZM129 92V91H128ZM128 92H126V93H128ZM134 92V91H133ZM132 92V93H133ZM153 92V91H152ZM157 92V91H156ZM156 92H154V93H156ZM158 92H160V91H158ZM254 92V91H253ZM93 93V92H92ZM125 93V92H124ZM135 93H138V92H136L135 91ZM135 93H134V96H135ZM153 93V94H154ZM258 93V92H257ZM105 94H108V93H103V94H100V96L101 95H105ZM129 94V93H128ZM144 94V93H143ZM157 94V93H156ZM155 94V95H156ZM253 94V93H252ZM256 94V93H255ZM261 95H262V93H260ZM87 95V94H86ZM133 95V94H132ZM138 95H139V93H138ZM161 95V94H160ZM25 96V95H24ZM95 96V95H94ZM94 96H93V98H94ZM100 96H99V93H98V98L100 99ZM146 96V95H145ZM144 96V97H145ZM162 96V95H161ZM164 96V95H163ZM162 96V97H163ZM173 96H174V99H176V100H174L173 99ZM253 96V95H252ZM256 96H258V94L256 95ZM103 97V96H102ZM101 97V98H102ZM109 97V96H108ZM132 97V96H131ZM141 97V96H140ZM143 97V98H144ZM154 97V96H153ZM158 97H160V96H158ZM243 97H244V100H243ZM249 97L251 98V96L249 95ZM255 97V96H254ZM92 98V99H93ZM151 98V97H150ZM161 98V97H160ZM249 98V100L251 101L252 99H250ZM253 98V97H252ZM256 98H258V97H256ZM95 99H96V97H95ZM103 99H105L104 97L101 99V100H103ZM111 99V98H110ZM127 99V98H126ZM132 99V98H131ZM140 99V98H139ZM152 99H154V98H152ZM164 99V98H163ZM166 99V98H165ZM174 100V101H173ZM243 100V101H242ZM96 101H97V99H96ZM105 101V100H104ZM110 101V100H109ZM127 101H128V99H127ZM159 101V100H158ZM157 101V102H158ZM168 101V100H167ZM90 102V101H89ZM93 102H95V100L93 101ZM112 103H113V101H111ZM131 102V101H130ZM129 102V103H130ZM134 102H135V100H134ZM163 102H165V100L163 101ZM105 103V102H104ZM125 103V102H124ZM127 103V102H126ZM136 103H140V101H137V98H136V102H135V104ZM258 104H259V101L257 102ZM257 103H254V105L256 106V104ZM94 104V103H93ZM96 104L97 103H95V106H96ZM99 104V103H98ZM117 104V106H118V104L119 103H116ZM128 104V103H127ZM132 104H133V102H132ZM246 104V103H245ZM243 105L242 107H241V110L239 109L238 111L240 112V111H242V109H244V110H246V108H248V107H251V104H252V102H250V106L248 105V107H247V104L246 105ZM122 105V104H121ZM143 105V104H142ZM142 105L140 104L139 106H141L142 107ZM151 107L153 108V103L151 102ZM171 105V104H170ZM97 106H99V105H97ZM114 106V105H113ZM130 106V105H129ZM135 106H137V105H134V107ZM155 106V105H154ZM244 106H246V107H244ZM262 106H264V103L262 104ZM261 106V107H262ZM84 107V106H83ZM92 107H94V106H92ZM100 107V106H99ZM99 107H97L98 108V111H101V110H99ZM112 107V106H111ZM116 107V106H115ZM131 107V106H130ZM159 107H161V106H159ZM163 107H166V108H168L165 104L163 105ZM173 107V106H172ZM174 107H178V106H174ZM259 107V105L257 106V109H259L258 108ZM91 108V107H90ZM97 108H96V110H97ZM123 108H124V106H123ZM122 108V109H123ZM126 108H127V106H126ZM132 108V107H131ZM151 108V109H152ZM155 108H156V106H155ZM158 108V107H157ZM162 108V107H161ZM181 108H183V106H181ZM189 108H188V110H189ZM252 108V107H251ZM255 108V107H254ZM133 109V108H132ZM137 109H138V106H137ZM140 109V108H139ZM146 109V108H145ZM165 109V108H164ZM169 109V108H168ZM91 110V109H90ZM89 110V111H90ZM117 110H118V107H117ZM128 110H130V109H128ZM141 110V109H140ZM153 110V109H152ZM159 110H160V108H159ZM180 110H182V109H180ZM185 109H183L182 110V112L184 111ZM188 110L186 111L185 110V112H188ZM250 110V109H249ZM248 109H247V111H249ZM253 110V109H252ZM252 110H251V113H252ZM263 110V109H262ZM262 110H260V113H262V115H263V112H262ZM86 111H87V109H86ZM93 111H95V110H92V112ZM98 111H96V113L97 114H99V113H101V112H98ZM132 111V110H131ZM133 111H134V109H133ZM147 111V110H146ZM146 111H144L145 113H146ZM166 111H167V109H166ZM165 111V112H166ZM170 111V110H169ZM178 111V110H177ZM191 110H189V112H190ZM264 111V110H263ZM103 112L105 113V111L103 110ZM127 112V111H126ZM129 112V111H128ZM137 111H135V113H136ZM156 112H158V111H156ZM161 112V111H160ZM171 112H174L173 110H171ZM170 112V113H171ZM257 112V111H256ZM255 112V113H256ZM82 113H84V112H81L80 114H82ZM87 113V112H86ZM103 113V114H104ZM108 113V112H107ZM106 113V114H107ZM140 113V111L138 110V114ZM167 113V112H166ZM169 113V114H170ZM175 113V112H174ZM204 113V112H203ZM248 113H250V112H248ZM248 113H246V115L248 114ZM254 113V114H255ZM91 114V112L89 113V115ZM111 115L113 114L112 112L110 113ZM109 114V115H110ZM125 114H127V113H125ZM132 114V116L133 115H136V117H137V113L136 114H133V112H130V114H128V115H131ZM143 114V112L141 111V113H140V115H139V117H135V116H133L134 118L131 120V119H129L130 121H132L130 124H125V125H123L122 126V132H124L125 133V135H123L122 137H117V134L120 132L119 130H118V126H116V125H113L112 124V126L111 127H108L107 128V130L108 131H105V129H106V127L104 126V125H102V124H100V123H96L95 124V122H89V123H87V124H84V126L83 125H81V126H83L82 127V133H81V136H80V138H78V136H77V138L79 139V141H78V144H77V146H75V145H73V144H70V145H68V147H70V151H71V149H73L72 150V155H70L71 156V158H68L67 156H65L64 155V159H65V157H67L68 158V161L67 162H69V159H71V161H73V162H76V161H83L84 160V158H86V160H88L87 158H89V159H91L92 157H90L91 155H94L97 151L100 153H102V150L104 149L103 147L104 146H107V147H110V148H112L114 151H116L117 150V148H123V147H126L127 145L128 146H130V145H132V144H135V145H139V144H141L142 145V147H145L144 149H142L144 152H148L149 150L146 148V146H145V144H144V141H143V137H145V132L144 131H142V127H141V125L140 124H136V122L135 121H137V122H140V120L142 121L143 120V118L141 117V115ZM155 114V113H154ZM173 114V113H172ZM172 114H170L171 116H173ZM185 114V113H184ZM189 113H187V115H188ZM190 114L192 115V113L190 112ZM254 114H252L253 116H254ZM92 115V114H91ZM90 115V117H95L96 116V114H94L93 116H91ZM108 115V114H107ZM110 115V116H111ZM166 114H164V116H165ZM246 115H245V118L247 119L248 118V116L246 117ZM252 115H250V117H253ZM87 116V115H86ZM125 116V115H124ZM123 116V117H124ZM143 116V115H142ZM190 116V115H189ZM194 116V115H193ZM198 116H200V115H198ZM79 117V116H78ZM108 117V116H107ZM161 117V116H160ZM167 117V116H166ZM176 117V116H175ZM240 117V116H239ZM129 118V117H128ZM162 118H165V117H162ZM180 118V117H179ZM179 118H177V119H179ZM200 118H202L201 116H200ZM262 118H264V117H262ZM261 118V119H262ZM84 119V118H83ZM88 119V118H87ZM114 119L116 120V118L114 117ZM125 119V118H124ZM124 119H122V120H124ZM159 119V118H158ZM161 119V118H160ZM175 119V118H174ZM210 119V118H209ZM231 119H234V120H231ZM251 119V118H250ZM249 119V120H250ZM43 120H44V117H43ZM166 120H169L168 118L166 119ZM185 120V119H184ZM196 120V119H195ZM207 118H206V122H207ZM238 120H240V118L238 119ZM252 120V119H251ZM263 120V119H262ZM45 121V120H44ZM49 121H51V116H50V120ZM49 121H45V122H49ZM58 121V120H57ZM91 121V120H90ZM126 121H128V120H126ZM155 121V120H154ZM170 121V123H172V121L174 122V121H178V120H169ZM181 121V120H180ZM180 121L179 122H176V125H177V123H179V124H181V123H183V122H181L180 123ZM191 121H192V119H191ZM242 121V120H241ZM240 121V122H241ZM257 121V119H255L254 120V122H256ZM264 121V120H263ZM98 122H99V120H98ZM110 122V121H109ZM117 122V121H116ZM160 122V121H159ZM167 122V121H166ZM165 122V123H166ZM192 122H194V121H192ZM212 122V121H211ZM239 122V121H238ZM258 122V121H257ZM260 122V121H259ZM168 123V122H167ZM175 123V122H174ZM46 124V123H45ZM79 124V123H78ZM111 124V123H110ZM124 124V123H123ZM164 124V123H163ZM184 124H185V121H184ZM184 124H182L183 126L180 128L179 127V125H178V127L179 128H174L175 129V131H177L178 132V134H179V131L182 133L181 135H183L184 134V136H185V141H186V138H187V136H188V138H187V141H188V143L189 142H191L192 140H193V136H194V134L196 133V132H198L199 130H200V127H198L197 125H187V126H184ZM190 124V123H189ZM193 124H195V122L193 123ZM209 124V123H208ZM214 124V125H215ZM238 124V123H237ZM74 125V124H73ZM146 125V124H145ZM148 125V124H147ZM165 125V124H164ZM174 124H171V126H173ZM236 125V127L235 128H232L233 126H235ZM56 126V125H55ZM69 126V125H68ZM75 126V125H74ZM156 126V125H155ZM154 126V127H155ZM160 126V125H159ZM167 126H170V124L169 125H167ZM167 126H165L164 127V129L167 127ZM211 126V125H210ZM250 126V125H249ZM249 126H248V128H249ZM262 126V125H261ZM260 126V127H261ZM58 127V126H57ZM67 127V126H66ZM153 126L151 125V128H152ZM153 127V128H154ZM177 127V126H176ZM53 128V127H52ZM203 128V127H202ZM217 128V129H218ZM232 128V129H231ZM264 128V127H263ZM56 129V128H55ZM67 129H69V130H71L72 129V127H71V129L70 128H67ZM155 129V128H154ZM160 129V128H159ZM169 129H172V128H168L167 127V130L168 131H170ZM259 129V128H258ZM57 130V129H56ZM56 130H55V132H56ZM72 130H74V132L76 131V127L74 128V129H72ZM147 130V129H146ZM162 129H160L159 131H161ZM173 130V129H172ZM211 130V129H210ZM62 131V130H61ZM152 131H153V129H152ZM152 131H151V133H152ZM158 131V132H159ZM174 131V130H173ZM172 131V137H175L174 136V134L176 133L177 134V132H173ZM202 131V130H201ZM215 131V130H214ZM213 131V132H214ZM218 131V130H217ZM239 131V130H238ZM248 131V130H247ZM262 131V130H261ZM70 132V131H69ZM73 132V131H72ZM74 132L72 133V134H74ZM80 132V131H79ZM108 132V133H107ZM157 132V133H158ZM250 132V131H249ZM76 133V132H75ZM106 133H107V136H108V138H106ZM153 133H156V132H154L153 131ZM160 133V132H159ZM161 133H162V131H161ZM165 133V132H164ZM164 133H163V136H164ZM166 133H167V131H166ZM198 133H200V132H198ZM216 133V132H215ZM56 134V133H55ZM67 134V133H66ZM68 134H70V133H68ZM78 134V133H77ZM109 134V135H108ZM186 134V135H185ZM47 135V134H46ZM63 135V134H62ZM151 135V134H150ZM157 135H159V134H157ZM156 135V136H157ZM168 135V134H167ZM166 135V136H167ZM170 135V134H169ZM168 135V137L170 138V136ZM180 135V134H179ZM180 135V136H181ZM198 135V134H197ZM196 135V136H197ZM210 135H211V132H210ZM237 135H238V133H237ZM56 136V135H55ZM71 136V135H70ZM75 136V135H74ZM73 136V137H74ZM161 135H159V137H160ZM165 136V137H166ZM199 136H200V134H199ZM218 136H220V135H218ZM57 137V136H56ZM73 137H71V139L73 138ZM76 137V136H75ZM162 137V136H161ZM172 137H171V140H169V138H168V141L170 142H174L175 141V139L177 138V137H175V139H174V141H173V139H172ZM193 137V138H192ZM211 137V139L210 140H212V136H210ZM229 137V136H228ZM234 137L237 139L238 138V136L236 137L235 135H234ZM233 137V138H234ZM250 137V136H249ZM76 138V139H77ZM157 138H158V136H157ZM163 138V137H162ZM182 138H184V137H182ZM215 137H213V139H214ZM230 138V137H229ZM229 138H225V140L224 139H222V141H223V143L224 142H226L227 140L226 139H228V141L230 140V142H232L231 140L233 139H229ZM235 138H234V140L233 141H236L235 140ZM76 139H72L73 141H75ZM154 139H155V142H156V138L154 137ZM159 139V138H158ZM195 139V138H194ZM216 139V138H215ZM47 140H49V139H47ZM53 140V139H52ZM161 140V139H160ZM159 140V141H160ZM165 140V139H164ZM196 140H198V143L201 141V139H198V137H197V139ZM200 140V141H199ZM257 140V139H256ZM167 141V140H166ZM181 141V140H180ZM183 141V140H182ZM205 141V140H204ZM204 141H202L203 143L202 144H200L201 145V147H202V145H204L208 150L209 149H211L212 147H210L209 148V146L207 147V143H206V141H205V143H206V145H205V143H204ZM217 141V140H216ZM218 141H219V139H218ZM258 141V140H257ZM38 142V141H37ZM164 142V141H163ZM169 142H167V143H169ZM193 142V141H192ZM209 142H213V141H209ZM236 142H238V141H236ZM235 142V143H236ZM53 143V142H52ZM56 143L58 144V140L56 141ZM165 143V142H164ZM175 143V142H174ZM197 143V142H196ZM195 142H193V143H189V145L191 146V148H192V150L190 151V153L188 154V156H186L185 158L188 160L187 161V164L186 165H184L183 163H182V165H178L177 167V171H179V170H185L186 172L187 171H189V170H191V173H192V171L194 170V169H196L195 167L197 166L196 165V159H194L195 158V156H196V154L198 153V152H200L201 151V153H202V148L199 150V149H197V145H199L198 143L196 144ZM201 143V142H200ZM215 143V142H214ZM222 143V144H223ZM229 143V142H228ZM227 143V144H228ZM234 143V142H233ZM242 143V142H241ZM244 143V142H243ZM251 143V142H250ZM260 143H261V141H260ZM35 144V143H34ZM150 144V143H149ZM161 144V143H160ZM212 145L213 143H209V145ZM216 144H218L217 142L215 143V145ZM232 144V143H231ZM252 144V143H251ZM254 144V143H253ZM66 145V144H65ZM79 145V146H78ZM151 145H152V143H151ZM156 145V144H155ZM167 145V144H166ZM166 145H163V147L164 146H166ZM170 145V147L173 145V143H172V145L171 144H169ZM181 145V144H180ZM179 145V146H180ZM184 145V144H183ZM187 145V144H186ZM185 145V147H187ZM188 145V146H189ZM199 145V146H200ZM210 145V146H211ZM226 145V143H224V146ZM256 145V144H255ZM261 145V144H260ZM160 146H162V145H160ZM174 146L175 147H177L176 146V143L174 144ZM231 146V145H230ZM230 146H228L229 148H230ZM38 147H39V145H38ZM37 147V148H38ZM55 147V146H54ZM59 147H60V144H59ZM77 147V148H76ZM150 147V146H149ZM148 147V148H149ZM162 147V149H164ZM168 147V146H167ZM174 147V148H175ZM204 147V149L203 150H205L206 148ZM213 147H214V144H213ZM220 147H222V145H220ZM227 147V148H228ZM33 148V147H32ZM40 148V147H39ZM56 148V147H55ZM63 148H65V147H63ZM62 148V150H64ZM77 150H76V149ZM79 148V149H78ZM140 146H139V150H140ZM161 148V147H160ZM174 148H169V149H173V150H170V152H175V153H177V152H179V151H177L176 152V150L174 151ZM179 148H181V153H184V151L183 150H186V148L184 149V148H182L181 146L179 147ZM179 148H175V149H177V150H179ZM190 148V149H191ZM216 148H219L218 147V145L216 146ZM223 149L224 148H226V147H222ZM262 150V163H263V165H264V146L262 145L261 147H260ZM34 149V148H33ZM161 149V150H162ZM167 150H168V148H166ZM188 149V148H187ZM206 149V150H207ZM249 149V148H248ZM35 150V149H34ZM38 150V149H37ZM66 150V149H65ZM138 150V151H139ZM148 150V151H147ZM197 150H199L198 152H197ZM205 150V151H206ZM208 150H207V152H208ZM221 150V149H220ZM225 150V149H224ZM226 150H228V149H226ZM225 150V151H226ZM69 151V149L66 151V153ZM69 151V152H70ZM105 151H108V149L107 150H105ZM142 151V152H143ZM152 151V150H151ZM151 151H149L151 154H149V155H151L150 157H153L152 155L155 153V151L156 150H154V152H153V154H152V152ZM165 151V150H164ZM205 151H204V153H205ZM216 151H218V150H216ZM230 151V150H229ZM62 152V151H61ZM65 152V151H64ZM63 152V153H64ZM97 152V153H98ZM137 152V151H136ZM162 152H163V150H162ZM161 152V153H162ZM166 152V151H165ZM164 152V153H165ZM169 152V151H168ZM169 152V153H170ZM230 152H232V151H230ZM234 152V151H233ZM36 153V152H35ZM71 153V152H70ZM77 153L79 154V156H77ZM97 153H96V155H97ZM98 153V154H99ZM107 153V152H106ZM160 153V152H159ZM174 153V154H175ZM187 153V152H186ZM204 153H202L203 155V157H204ZM156 154H157V152H156ZM185 154V153H184ZM212 154V153H211ZM219 154L221 155V153H220V151H219ZM34 155V154H33ZM60 155H62L61 153H60ZM167 155H168V153H167ZM171 155H173L172 153H170V156ZM177 155V154H176ZM175 155V156H176ZM179 155H180V153H179ZM187 155V154H186ZM216 155V154H215ZM217 155H218V153H217ZM219 155V156H220ZM225 155V156H224ZM227 154H223V160H224V157H226L227 158V156H230V155H227ZM58 156V155H57ZM95 156V155H94ZM103 157L105 156V155H102ZM165 156V155H164ZM170 156H169V158H170ZM211 156V155H210ZM222 156V155H221ZM33 157H35V156H33ZM112 157V156H111ZM129 157V156H128ZM127 157V158H128ZM149 157V158H150ZM167 157V156H166ZM201 157V156H200ZM232 157V156H231ZM248 157H249V154H248ZM62 158V157H61ZM66 158V159H67ZM108 159L110 158V157H107ZM184 158V159H185ZM205 158V157H204ZM209 158V157H208ZM217 158V157H216ZM219 158V157H218ZM217 158V159H218ZM96 159V158H95ZM129 159V158H128ZM130 159H131V157H130ZM166 159V158H165ZM173 159V158H172ZM202 159V158H201ZM230 159V158H229ZM33 160H35V158L33 159ZM32 159H31V161H33ZM58 160V159H57ZM56 160V161H57ZM117 160H119V159H117ZM159 160H161V158L159 159ZM179 159H177L176 160V162H177V164L179 163V161H178ZM3 161H5V160H3ZM29 161V160H28ZM78 161V162H79ZM98 161V160H97ZM100 161H101V159H100ZM129 161V160H128ZM174 161H175V159H174ZM232 161V160H231ZM237 161V160H236ZM65 161H63V163H64ZM115 162V161H114ZM113 162V163H114ZM161 162H162V160H161ZM167 162V161H166ZM175 162V163H176ZM182 162V161H181ZM227 162V161H226ZM19 163V162H18ZM98 163H100V162H98ZM105 163H107L106 162V160H105ZM146 163V162H145ZM151 163H152V161H151ZM168 163H169V161H168ZM197 163H198V161H197ZM201 163H202V161H201ZM262 163H261V166H262ZM20 165H21V168H22V177H25V176H23V175H25V173L26 172H28V171H26V172H24V174H23V167H22V164L21 163H19ZM29 164L31 165V163L29 162ZM67 164V163H66ZM73 164V163H72ZM94 164V163H93ZM92 164V165H93ZM116 164V163H115ZM124 164V163H123ZM154 164V163H153ZM228 164H229V162H228ZM232 164V163H231ZM24 165V164H23ZM36 165H37V163H36ZM135 165H137V164H135ZM164 165V164H163ZM166 165H167V163H166ZM184 165V166H183ZM217 165V164H216ZM215 165V166H216ZM227 165V164H226ZM29 166V165H28ZM67 165H64V167H66ZM125 166H127L126 164L124 165V168H125ZM129 166H130V164H129ZM129 166H128V168H129ZM132 167H133V165H131ZM140 166H141V164H140ZM160 167H161V164L159 165ZM176 166V165H175ZM207 166V165H206ZM228 166V165H227ZM230 166V165H229ZM236 166V165H235ZM252 167H254V165H251ZM261 166L259 167V166H257V170H252L251 172H249L250 173V175H251V177H252V179H255V180H258V181H262L261 183H258V186L257 187H255L254 188V186L253 187H249V186H243V184H234V183H236V182H234V183H230L229 184V182H227L226 180H225V178L226 177H224V180L222 179V181H219V185L220 186H217V187H210V189L209 190H203L204 191V193L203 194H201V195H199V196H197V191H198V189L197 188H195V183H192V182H190L189 180H186L185 181V179H187V178H185L184 179V181L180 184V182H178L179 183V185H178V187H180L178 190L180 191V192H182L183 190H184V192H185V194H187L186 195V200H185V205H187V207H188V209L185 207V209H187L188 211H190V207H192L193 209H194V212H196V213H200V214H202L203 216H205L206 218V220L207 219H209L214 225H216V227L215 228H218L217 230L218 231H216L215 229H213V230H210V233H211V231H213L211 234V236L210 235H208V234H210L209 232H207L206 234H205V232L208 230L209 231V229H206L205 231L203 230V228L205 229V227L206 226H208L209 224L211 225V223H209V224H207V222H204L205 223V225L206 226H204L203 224V228H200V226L199 225H196V224H200L201 225V222H202V220L200 219V218H196V217H194L193 216V214H195V213H193V212H191V214L189 213H187V212H185L184 210L182 211H180V209H181V207L180 206H183L184 205V202H182V199H183V197L182 196H179V198H181L182 197V199H176L175 198V196H176V194L174 195V193H173V195H174V198L176 199L175 201H174V203H176V205H177V200H179V203H181L182 205H180L179 203H178V205L179 206H176V205H172V204H170L171 205V207L172 206H175L177 209H178V207L180 208L178 211H180V212H182V214H183V212L184 213H186V214H188L187 216H189L188 218H189V220H191V219H198L197 220V222L195 223V221L196 220H194V225H192V227H194V226H199V228L197 227V229H199V230H201L202 232H201V235L202 236H204L205 237V240H204V238H203V240H201V238H202V236H200L199 235V237L197 236L198 234H200L198 231H196L197 233H195V231H194V233H193V231H192V227H191V230H190V228L189 229H186V228H188L187 226H186V224H184V223H186V221H187V225L189 226H191V221H189L188 222V218L184 221L182 218H180L181 219V221L183 220L184 221V223L183 222H181L180 221V219L179 218H177L179 221H177V219H176V221H173V223L174 222H177V224L175 223V225H177V228L173 225L172 227H174V229L176 228L178 231H177V233L179 232V241H177V237H175L176 238V241L174 242V243H176V242H178V243H180V244H182L183 245V247H185L186 249H188V246L189 247H192V246H194V248H195V245L197 246H200V243H204L205 245H206V247H211L212 249H211V255L209 254L206 258H204V259H200V260H198L197 258L195 259V257H192V256H190L186 261V263H184V264H264V253H263V255H261L260 253H255V251H254V245L257 243L258 244V246H261V247H264V200H263V197H264V168H261ZM69 167V166H68ZM87 167V166H86ZM91 167V166H90ZM132 167H131V169H132ZM139 167V166H138ZM162 167H164V166H162ZM234 167V166H233ZM134 168V167H133ZM227 168V167H226ZM229 168V167H228ZM227 168V169H228ZM28 169H30L29 167H27L26 168V170H28ZM39 169H41V168H39ZM137 169V168H136ZM174 169V168H173ZM226 169V170H227ZM234 169L235 170H237L236 169V167H234ZM234 169H230V170H232V172H233V170ZM35 170V169H34ZM33 170V171H34ZM90 170V169H89ZM200 170V169H199ZM225 170V169H224ZM39 170H37V172H38ZM44 171V170H43ZM67 172H69L68 170H66ZM65 171V172H66ZM125 171V170H124ZM123 171V172H124ZM138 171V170H137ZM155 171V170H154ZM204 171V170H203ZM40 172V171H39ZM76 172V171H75ZM74 172V173H75ZM84 172V170L83 171H79V174L80 173H83ZM133 172V171H132ZM139 172H140V176H144V177H141V179H143V178H146V177H148V175H151V172H153V169H151V168H149V169H147V168H144V169H140L139 168ZM160 172H161V170H160ZM176 172V171H175ZM185 172V173H186ZM195 172V171H194ZM207 172V171H206ZM210 172V171H209ZM89 173V172H88ZM134 173H135V171H134ZM195 173H197V171L195 172ZM199 173V172H198ZM230 173H231V171H230ZM27 174V173H26ZM67 174V173H66ZM78 174V172H77V174H74L75 176H73V177H75V178H77L78 176H81V175H83V174H80L79 175ZM92 174V173H91ZM125 174V173H124ZM127 174V173H126ZM154 174V173H153ZM172 174V173H171ZM184 174V173H183ZM187 174V173H186ZM192 174H194V173H192ZM205 174H207V173H205ZM218 174H219V172H218ZM228 174V173H227ZM244 173H241V175L242 176H244L243 175ZM28 175V174H27ZM42 175H43V173H42ZM70 175H71V173H70ZM87 175V174H86ZM88 175H90V174H88ZM93 175V174H92ZM181 175H182V171L180 172L179 171V173H178V176L179 177H181ZM190 175V174H189ZM211 175H213V174H211ZM222 175V174H221ZM57 176V175H56ZM65 176V175H64ZM77 176V177H76ZM94 176V175H93ZM159 176V175H158ZM162 176H164V175H162ZM168 176V175H167ZM166 176V177H167ZM197 176H198V174H197ZM218 176V175H217ZM32 177V176H31ZM35 177H36V175H35ZM66 177V176H65ZM72 177V178H73ZM86 177V176H85ZM154 177V176H153ZM165 177V179H167ZM171 176H169V178H170ZM188 177V176H187ZM211 177V176H210ZM221 177V176H220ZM238 177V176H237ZM245 177V176H244ZM45 178H46V176H45ZM82 178H83V176H82ZM87 178V177H86ZM91 178V177H90ZM122 178V177H121ZM120 178V179H121ZM136 178H138L139 179V177L137 176ZM156 178V177H155ZM164 178V177H163ZM168 178V179H169ZM70 179H71V177H70ZM88 179V178H87ZM87 179H84L85 180V182H86V180ZM119 179V180H120ZM123 179V178H122ZM121 179V180H122ZM138 179H137V181H138ZM157 179V178H156ZM155 179V180H156ZM161 179V178H160ZM164 179V180H165ZM167 179V180H168ZM217 179V178H216ZM232 179V178H231ZM39 180V179H38ZM41 180V179H40ZM80 180H81V178H80ZM80 180H78V181H80ZM89 180V179H88ZM92 180H95V178L93 177V179ZM97 180V179H96ZM140 180V179H139ZM147 180H149V179H147ZM163 180V179H162ZM163 180V181H164ZM166 180V181H167ZM197 180V179H196ZM26 180H24V178H22V182L24 183ZM32 181H35V180H32ZM42 181V180H41ZM46 181H48V180H46ZM46 181H43L45 184H46ZM50 181V180H49ZM72 181V180H71ZM75 181H77L76 179H75ZM143 181V180H142ZM146 181V180H145ZM165 181V182H166ZM170 181V180H169ZM177 181H179L178 180V178H177ZM200 181V180H199ZM205 181V180H204ZM203 181V182H204ZM229 181V180H228ZM234 181V180H233ZM237 181V180H236ZM240 181L241 182H243L242 180H241V178H240ZM36 182H38V181H36ZM73 183H74V181H72ZM72 182H71V184H72ZM81 182V181H80ZM161 182V181H160ZM39 183V182H38ZM70 183V182H69ZM94 183H96V182H94ZM93 183V184H94ZM150 183V182H149ZM167 183V182H166ZM170 183V182H169ZM214 183H215V185H216V182H213L212 184L214 185ZM238 183H240V182H238ZM40 184V183H39ZM44 184V185H45ZM51 184V183H50ZM50 184L48 185V186H50ZM77 185H79L78 184V182L76 183ZM88 184V183H87ZM99 184V183H98ZM120 184V183H119ZM139 184H140V182H139ZM148 184V183H147ZM155 184H156V182H155ZM162 184V183H161ZM177 184V183H176ZM175 184V185H176ZM190 184H192V186L190 185V187H189V185ZM206 184H207V182H206ZM261 186H260V185ZM124 185V184H123ZM129 185V184H128ZM132 185V184H131ZM154 185V184H153ZM156 185H158V184H156ZM244 185H246V184H244ZM84 186H86L85 184H84ZM90 186V185H89ZM94 186H95V184H94ZM110 186V185H109ZM119 186V185H118ZM122 186V185H121ZM40 187H41V184H40ZM74 187V188H73ZM78 186H76L75 187V185H72V188H71V191H72V189H76ZM129 187V186H128ZM136 188V190L138 189L137 188V186H135ZM151 187V186H150ZM149 187V188H150ZM177 187V186H176ZM177 187V188H178ZM45 188V187H44ZM46 188H48V187H46ZM89 188V187H88ZM91 188H92V186H91ZM109 188H111V187H109ZM117 188V187H116ZM123 188V187H122ZM122 188H121V190H122ZM154 188H155V186H154ZM158 188V187H157ZM162 188V187H161ZM173 188V187H172ZM200 188V187H199ZM83 189H84V187H83ZM86 189V188H85ZM113 189V188H112ZM112 189L111 190H109V192H110V194L112 193L111 191H112ZM119 189V188H118ZM117 189V190H118ZM126 189V188H125ZM134 189V188H133ZM156 189V188H155ZM174 189V188H173ZM182 189V190H181ZM204 189H206V188H204ZM47 190V189H46ZM49 190V189H48ZM81 190V188L79 189L78 188V190H75V191H80ZM120 190V191H121ZM127 190V189H126ZM162 190V189H161ZM178 190H177V192H178ZM201 189H199V191H200ZM201 190V191H202ZM75 191L72 193V194H74L75 193ZM119 191V190H118ZM146 191V190H145ZM150 191H152V189L150 190ZM171 191V190H170ZM174 191H176V190H174ZM40 192H42V191H40ZM124 192V191H123ZM134 192H135V190H134ZM164 192H166V191H164ZM43 194L45 193V192H42ZM120 193V192H119ZM136 193V192H135ZM139 193V192H138ZM143 193V192H142ZM141 193V194H142ZM149 194H150V192H148ZM147 193V194H148ZM152 193H154V192H152ZM151 193V194H152ZM155 193H157V191H155ZM163 192H161V196L163 195L162 194ZM179 193V192H178ZM196 193V195L194 196V197H196L197 196V198L195 199H193V195ZM47 195H49V193H46ZM75 194H78V193H75ZM84 194V193H83ZM100 194V193H99ZM115 194V193H114ZM134 194V193H133ZM146 194V193H145ZM182 193H179V195H181ZM184 194V193H183ZM41 195V193H39L37 196H35V197H32V198H30V199H28V198H25V197H20L19 199H17L16 201H15V208H16V210H15V213H14V217H15V219H16V222H14L15 224H16V229H18V231H20V230H22L23 232H24V230H32L31 228L29 229V227H30V225H32V224H30V223H33L35 220H34V216L32 215V213H31V216H33L32 217V219L34 220L33 222H31V217H30V213L28 214L27 213V211H25V212H21L20 210H19V208H21L22 209V207H20V206H23V205H27V203L29 202V203H31L30 201H32V199L34 200V199H36L37 197H39ZM107 195H108V193H107ZM112 195V194H111ZM123 195V194H122ZM144 194H142V196H143ZM155 195V196H154ZM153 196L154 197H156L157 196V194H154ZM109 196V195H108ZM124 196V195H123ZM138 196H139V194H138ZM148 196H150V195H148ZM152 196V195H151ZM152 196V197H153ZM159 196V197H158ZM158 196L156 197V199H157V201L158 200H162V202H163V196H162V198H160L161 196H160V194H159V192H158ZM166 196V195H165ZM172 198H170V199H174L173 198V196H172V193H171V195H170ZM41 197H42V195H41ZM48 197V196H47ZM71 197H72V195H71ZM79 197V196H78ZM98 197V196H97ZM100 197V196H99ZM98 197V198H99ZM104 197V196H103ZM110 197V196H109ZM116 197V196H115ZM137 197V196H136ZM144 197V196H143ZM152 197H148L149 199L147 200L148 202H150L151 200H152ZM168 197V196H167ZM199 197V198H198ZM40 198V197H39ZM39 198H37L36 200H38ZM45 200H48V199H50V198H46V197H43ZM42 198V199H43ZM138 198L139 197H137V201H139L140 202V200H138ZM145 198H146V196H145ZM144 198V199H145ZM150 198H151V200H150ZM159 198V199H158ZM166 198V197H165ZM177 198H178V194H177ZM52 199V198H51ZM51 199L49 200V201H45V200H43V202H45V203H47V204H51ZM73 199H75V198H73ZM79 199V198H78ZM110 199V198H109ZM117 198H112V200H115L116 202H118L117 200H116ZM155 199V198H154ZM156 199H155V203L157 202L156 201ZM35 200V201H36ZM119 200V199H118ZM132 200V199H131ZM143 200V199H142ZM167 200H168V198H167ZM180 200H181V202H180ZM39 201V200H38ZM72 201V200H71ZM75 201L76 202H78L77 201V199L76 200H74V203H75ZM92 201H94V198H92V196H90V195H86V196H84V197H82L80 200H79V203L77 204V203H75L76 205V207H74V204L72 205L74 208H73V210H76L77 211V206L79 207V209H81V208H83L84 206H86L88 203H91ZM114 201V202H115ZM136 201V202H137ZM169 202L171 201V200H168ZM168 201H166V202H168ZM33 202V201H32ZM37 202V201H36ZM34 203V204H38L39 205V203H43V202H41V199H40V202L39 203ZM49 202V203H48ZM53 202V201H52ZM55 202V201H54ZM98 203H99V201H97ZM102 202H103V199H102ZM116 202L114 203V204H116ZM126 202V201H125ZM147 202V203H148ZM152 202V201H151ZM158 202H160V201H158ZM165 202V201H164ZM165 202V204L164 203H162V204H164L166 207H169V206H167V203ZM168 202V203H169ZM172 203H173V201H171ZM170 202V203H171ZM28 203V204H29ZM44 203V204H45ZM66 203V202H65ZM142 203H144V202H142ZM141 203V204H142ZM104 204V203H103ZM102 204V205H103ZM30 205V207L32 206V210H33V204L31 203V204H29ZM88 205H90V204H88ZM88 205H87V207L86 208H88ZM93 205V204H92ZM91 205V206H92ZM94 205H96V203H94ZM139 204H138V202H137V205L136 206H131L132 207V212H138L139 214H137V215H140V214H142V215H148V213H149V209L148 208H150V209H154V208H156L157 207V205H156V207H154L155 205H153V208H151L152 207V205L151 204H146V205H150V207H147L145 204H144V206H142V205H140V206H138ZM159 205H160V207H161V203L160 204H158V207H157V210L156 211H158V215H160L159 213H161L160 212V210L158 209V208H160L159 207ZM164 205H162V209L163 208H165V207H163ZM44 206V205H43ZM42 206V207H43ZM48 205H46V206H44L43 208H46ZM71 206V205H70ZM90 206V207H91ZM97 206V205H96ZM138 206V207H137ZM28 205H27V207L26 206H24V208L26 209H28ZM35 207V206H34ZM100 207V206H99ZM170 207V208H171ZM174 207V208H175ZM183 207V208H184ZM76 208V209H75ZM85 208V209H86ZM92 208H94V207H92ZM91 208V209H92ZM115 208H117V207H115ZM125 208V207H124ZM127 208V207H126ZM169 208V210L171 211L172 210V208L170 209ZM173 209L174 211H177V209ZM182 208V209H183ZM35 209V208H34ZM84 209V208H83ZM91 209L89 210V211H91ZM107 210H109L108 208H106ZM128 209V208H127ZM19 210V212H21V213H19V212H17ZM31 210V211H32ZM47 210H48V208H47ZM46 210V211H47ZM72 210V209H71ZM94 210V209H93ZM97 210V209H96ZM96 210H94V211H96ZM100 210V209H99ZM106 210V211H107ZM114 210V209H113ZM118 211H119V209H117ZM135 210V211H134ZM163 210H165V211H167V209H163ZM169 210H168V213H169ZM172 210V211H173ZM23 211V210H22ZM35 211V210H34ZM40 211H41V208H40ZM79 211V210H78ZM129 210H127L126 211V213L128 212ZM152 211L153 210H151V213H152ZM165 211H163V212H165ZM174 212V214H176V216H178L177 215V213H179V212ZM30 212V211H29ZM42 212V211H41ZM64 212V211H63ZM62 212V213H63ZM70 212H72V211H70ZM70 212H69V209H68V214L70 215ZM81 212V211H80ZM82 212H83V210H82ZM101 212H105V211H101ZM110 211H107V213L106 214H108ZM112 212V211H111ZM154 212V211H153ZM22 213H25V214H22ZM27 213V214H26ZM83 213H85V211L83 212ZM83 213H80V214H83ZM97 213V212H96ZM124 213V212H123ZM122 213V214H123ZM125 213V214H126ZM167 213V212H166ZM165 213V214H166ZM172 213V212H171ZM16 214V215H15ZM34 214H36V211H35V213ZM59 214V213H58ZM67 214V215H68ZM91 214V213H90ZM89 214V215H90ZM113 214H114V212H113ZM124 214V215H125ZM130 213H128V214H126V215H129ZM133 214V213H132ZM164 214V213H163ZM162 214V215H163ZM173 213H172V215H174ZM180 214V213H179ZM182 214H180V216L181 217H185V214H184V216H182ZM68 215V216H69ZM73 214L71 213V215L70 216H72ZM101 215V214H100ZM110 215V214H109ZM116 215H119L118 213L116 214ZM121 215V214H120ZM125 215V216H126ZM131 215V214H130ZM142 215L141 216H139L140 218L142 217ZM168 215H170V214H168ZM167 214L165 215L166 217H163V218H165L166 219V222H169V221H167V220H170L171 218H173V220H175V215H174V217L172 216V215H170V219H168V216ZM193 216V218L191 217V216ZM37 216H39V215H37ZM68 216H67V220H69V218H68ZM74 216H76V215H73V217ZM77 216H78V214H77ZM81 216V219L83 218V215H80ZM88 217V215H84V217ZM94 216V215H93ZM93 216H91V217H93ZM112 216V215H111ZM134 216V215H133ZM133 216H131V217H133ZM136 216V215H135ZM151 216H153V215H151ZM164 216V215H163ZM196 216V215H195ZM66 217V216H65ZM72 217V218H73ZM95 217V216H94ZM108 217V216H107ZM119 217V216H118ZM138 216H136L135 217V219L137 218ZM145 218H146V216H144ZM143 217V218H144ZM156 217V216H155ZM154 217V218H155ZM36 218V217H35ZM96 218V217H95ZM94 218V219H95ZM97 218L99 219V217L97 216ZM105 218V217H104ZM109 218V217H108ZM108 218L106 219V220H108ZM112 218H113V216H112ZM120 218V217H119ZM118 218V219H119ZM126 218V217H125ZM128 218V217H127ZM144 218V219H145ZM147 218H148V216H147ZM160 218V217H159ZM39 219V218H38ZM80 219V220H81ZM87 219V218H86ZM94 219H92V221L94 220ZM102 219H103V217H102ZM134 219V218H133ZM134 219V220H135ZM149 219V218H148ZM150 219H151V217H150ZM149 219V220H150ZM156 219V218H155ZM164 219V220H165ZM199 219L201 220L200 221V223H198V221H199ZM36 220H37V218H36ZM95 220H97V219H95ZM115 220H116V218H115ZM121 220V219H120ZM123 220V219H122ZM139 220V219H138ZM142 220V219H141ZM148 220V222H149V224L151 225V226H155V228H156V230H157V232H156V234L154 235V238H151V237H149L148 235H147V232H148V230H149V227L150 226H148V228L147 227H144V229L146 230L145 232H144V229H143V232H144V234L142 233V234H139L138 233V229H136L134 232H133V229H135V228H133L132 229V233H133V235H134V238H135V240H138L139 242H141V241H143V243H146L147 245L146 246H148V244H151L152 245V249L154 248V247H156L157 246V248L160 246V244H161V242H162V234L161 233H163V231H166L167 233H168V236L170 235V231H167V230H164V228L163 227H165V225H166V222H163V227L161 228V226H162V222H161V225H159V222L158 221H161V219L160 220H158L157 221V219H156V221H155V223H152V222H154V221H149ZM172 220V219H171ZM38 221V220H37ZM72 220H70L69 222H71ZM76 221V220H75ZM74 221V222H75ZM92 221H91V223H92ZM100 222H103L104 220H102L101 221V219L99 220ZM117 221V220H116ZM133 221V220H132ZM132 221H131V223H132ZM136 221V220H135ZM134 221V222H135ZM143 221V220H142ZM147 221V220H146ZM204 221V220H203ZM73 222V221H72ZM78 222H79V219H78ZM83 222V221H82ZM84 222H86V221H84ZM83 222V223H84ZM109 222V221H108ZM107 221H104V223L106 224V223H108ZM114 222V221H113ZM112 222V223H113ZM151 222V223H150ZM156 222H157V224H156ZM179 222V223H178ZM42 223V222H41ZM63 223H64V221H63ZM80 223V222H79ZM78 223V224H79ZM87 223V222H86ZM119 223H121V221L119 222ZM130 223V222H129ZM139 223V222H138ZM147 223V222H146ZM165 223V224H164ZM170 223V222H169ZM172 223V222H171ZM172 223V224H173ZM180 223H183V224H180ZM190 223V224H189ZM35 224V223H34ZM65 224H66V222H65ZM81 224V223H80ZM88 224H89V222H88ZM137 224V223H136ZM60 225V224H59ZM62 225V224H61ZM60 225V226H61ZM75 225V224H74ZM95 227H94V226ZM92 226L95 228V230H96V227H97V222L95 223V224H93ZM117 225H118V223H117ZM123 225H124V222H123ZM142 225V224H141ZM145 225V224H144ZM158 225H159V227H158ZM167 225H168V223H167ZM166 225V226H167ZM170 225V224H169ZM168 225V226H169ZM182 225H185L186 226V228H184L185 226H182ZM42 226V225H41ZM60 226H58V228H60ZM65 226V225H64ZM76 226H77V224H76ZM78 226H80V225H78ZM88 226V225H87ZM120 226V225H119ZM122 226V225H121ZM120 226V227H121ZM211 226H213V225H211ZM40 227V226H39ZM44 227V226H43ZM62 227V226H61ZM82 227H84L83 225H82ZM132 227V226H131ZM169 227H171V226H169ZM15 228V227H14ZM50 228V230H49V232H51V227H49ZM55 226H54V228L52 227V229H54L55 230ZM57 228V229H58ZM65 228V231H66V228H67V225L64 227ZM64 228H62V230H64ZM72 228H73V225H72ZM78 228H80L81 229V226L80 227H78ZM90 228H92L91 227V225H90ZM147 228V229H146ZM161 228V229H160ZM206 228H208V227H206ZM83 229H85V228H83ZM120 229V228H119ZM118 229V230H119ZM174 229H169L168 228V230H171V231H173ZM15 230V229H14ZM41 230H43V229H41ZM45 230V229H44ZM43 230V231H44ZM94 229H93V231H95ZM98 230V229H97ZM117 230V231H118ZM140 230H141V227H140ZM139 230V231H140ZM160 230L162 231L161 233H160ZM17 231V232H18ZM39 231V230H38ZM42 231V232H43ZM45 231H48V230H45ZM80 231V230H79ZM78 231V232H79ZM98 231H101V230H98ZM97 231V232H98ZM142 231V230H141ZM17 232H16V230H15V234H17ZM35 232V231H34ZM42 232H40V233H42ZM49 232L47 233V234H49ZM55 232V231H54ZM60 232V231H59ZM62 232V231H61ZM60 232V233H61ZM67 232V231H66ZM70 232H72V231H70ZM73 232H74V230H73ZM78 232L77 233H73V235H75V234H78ZM131 232H129V234L131 233ZM165 232V233H166ZM170 232V233H169ZM174 232H175V230H174ZM31 233V232H30ZM30 233L28 234V236L30 235ZM37 233H39V232H37ZM40 233H39V235H40ZM69 233V232H68ZM117 233V232H116ZM166 233V234H167ZM176 233V234H177ZM204 233V234H203ZM218 233V234H217ZM56 234V233H55ZM59 234V233H58ZM63 234H64V232H63ZM115 234V233H114ZM160 234H161V240L160 241H155L157 238H158V236H160ZM166 234H164L163 233V236L165 235L166 236ZM172 234V233H171ZM42 235V234H41ZM41 235L40 236H37V234H36V236L33 234V233H31V240H30V242L29 243H27L26 245H24L23 243H21V242H19V241H17L15 244H14V246H13V248L11 247V248H7L8 247V245H6L7 247H2V249L3 250H1V248H0V252H2V251H6V252H8V255L6 256L7 258V261L8 262H11V263H13V264H20L21 262L22 263H25V264H34L35 263V260L36 259H34L33 258V255H34V253L33 254H29L30 252H31V250L28 248V247H30L31 249H35V251L36 250H39L38 252H40V249H44V248H47L46 250H43V251H47V250H49L48 248L49 247H53V246H50V245H55V246H57L59 249H60V247H61V250H62V252H60V250H58V248L56 249H53V250H55V252H53V255L50 257L51 259H53V260H55V262H56V260L57 261H60V254H62V253H67L68 254V252H70L69 250H72L71 249V247L72 246H70L71 244H70V241H71V239H72V237H70V236H68L67 234H65V235H63V236H61V234L59 235V237H57L54 241H52V240H50L51 239V235L48 237V235H47V237L48 238H50L49 239V241H47V238H45L44 239V236L46 235H43L42 237H41ZM80 235H81V231H80ZM94 235V234H93ZM125 235V234H124ZM172 235H174V234H172ZM97 236V235H96ZM98 236H101V234L100 235H98ZM164 236V237H165ZM176 236V235H175ZM44 239V242L42 241V239ZM46 237V236H45ZM76 237H77V235H76ZM75 237V238H76ZM131 238H132V236H130ZM167 237V236H166ZM174 237V236H173ZM201 237V238H200ZM82 238V237H81ZM171 238V237H170ZM3 239V238H2ZM41 239V240H40ZM84 239V238H83ZM85 239H86V237H85ZM166 239H169V237H167ZM75 240V239H74ZM100 240V239H99ZM128 240V239H127ZM163 240H165V238L163 239ZM175 240V239H174ZM0 241H3V240H0ZM25 241V240H24ZM50 242V243H47V244H45L44 245V243L45 242ZM51 241H52V243H51ZM78 241V240H77ZM76 240H75V244L76 243H78ZM128 241H130V239L128 240ZM165 241H167V240H165ZM171 241V240H170ZM19 242V243H18ZM84 242V244L85 245H88L89 246V248H87L89 251H93L92 252V254H94L95 256H96V259H98L99 261H97V262H95L94 261V263L95 264H100L101 263V259L103 258H109L107 255L105 256L104 254H102V252H101V250L98 248V247H95V246H93V245H95V244H93L92 242H90L89 240H87V242L84 240V241H82V243ZM127 242V241H126ZM133 241H131V243H132ZM157 242H158V244H159V246H158V244H157ZM160 242V243H159ZM168 242V241H167ZM4 243V242H3ZM14 243V242H13ZM74 243L72 244V245H74ZM110 243V242H109ZM130 243V244H131ZM23 244V245H22ZM83 244V245H84ZM107 244V243H106ZM124 244V243H123ZM142 244V243H141ZM153 244H155V246L153 245ZM157 244V245H156ZM201 244V245H202ZM27 246V245H30V246H27V248L29 249V251L27 250V251H23V254H25L26 255V258L25 259H20L19 257H18V253H19V251H20V246ZM49 245V246H48ZM78 245H80V242H79V244ZM83 245L81 246L80 245V249H82L83 248ZM127 245H129V243L127 244ZM132 245V244H131ZM165 245V244H164ZM170 244H167V247L169 246ZM175 245V244H174ZM46 246V247H45ZM48 246V247H47ZM54 246V247H55ZM75 246V245H74ZM93 246V247H92ZM96 246H98V245H96ZM121 246H122V244H121ZM120 246V247H121ZM150 246V245H149ZM154 246V247H153ZM177 246V245H176ZM69 247H70V249H69ZM91 247H92V249H91ZM118 247H119V245H118ZM123 247V246H122ZM128 247V246H127ZM135 247V246H134ZM133 246H132V248H134ZM137 247V246H136ZM140 247V246H139ZM138 247V248H139ZM161 247H163V245H161ZM160 247V249L162 250V248ZM166 247V245H165V251L166 250H169L171 247H168L169 249H166L167 248ZM204 248H206L205 246H203ZM203 247H202V249H203ZM79 248H76V246H75V249H79ZM138 248H134L135 250L137 249V250H140V249H138ZM201 248V247H200ZM22 249V248H21ZM52 249H50V250H52ZM75 249H73V250H75ZM85 249V248H84ZM83 249V250H84ZM148 249V248H147ZM147 249H145V250H147ZM156 249V248H155ZM175 249V248H174ZM196 249H197V247H196ZM199 249V248H198ZM208 249V248H207ZM210 249V248H209ZM208 249V251H210ZM52 250V251H53ZM88 250H87V252H88ZM141 250H142V247H141ZM149 250V249H148ZM151 250V249H150ZM159 250V249H158ZM160 250V251H161ZM164 250V249H163ZM192 250V249H191ZM191 250H190V253H191ZM255 250H257V249H255ZM42 251V250H41ZM79 251L80 250H77L76 251V253L77 254H79ZM119 251H120V249H119ZM154 251H156V250H154ZM153 250H151V252H148V253H152V252H154ZM187 251V250H186ZM194 251V250H193ZM197 251V250H196ZM200 251H201V249H200ZM47 252H49V251H47ZM51 252V251H50ZM82 252V251H81ZM86 252V251H85ZM116 252V251H115ZM205 252H206V250H205ZM257 252H260V250H258ZM90 253V252H89ZM89 253H87V255L88 256H91V254H89ZM110 253V252H109ZM112 253H114V251H111V259H114V257H115V255L114 254H112ZM143 253V252H142ZM163 253V252H162ZM162 253H160V254H162ZM166 253H168V252H166ZM166 253H165V255L164 256H166ZM195 253V252H194ZM41 254H42V252H41ZM44 254V253H43ZM77 254H76V256H77ZM84 254V253H83ZM108 254V253H107ZM116 254V253H115ZM125 254V253H124ZM124 254H120L119 255V257L120 256H123ZM128 254V253H127ZM139 254V253H138ZM153 254V253H152ZM156 254V257H160L161 255L159 254V256H157V252L155 253ZM29 255V256H28ZM38 255H39V253H38ZM49 255V254H48ZM68 255H70V254H68ZM86 255V253H85V256L84 257H86L87 256ZM137 255V254H136ZM163 255V254H162ZM171 255V254H170ZM190 255V254H189ZM204 255V254H203ZM42 256V255H41ZM44 256V255H43ZM128 256H130L129 258H130V260H128V261H131V262H127L126 264H149L148 262V259L150 258H148L147 260H144L143 258H140V260L142 261V260H144V261H146L145 263L143 262H140V261H138V259H136L137 260V262H135L133 259H134V256H135V254H134V252H132L131 250H130V252H129V254H128ZM142 256H143V254H142ZM146 256V255H145ZM155 255L153 254V257H154ZM168 256H169V254H168ZM36 257V256H35ZM83 257V256H82ZM127 256L125 255V257L124 258H126ZM152 257V258H153ZM162 258H163V256H161ZM184 256H183V254H182V258H183ZM197 257V256H196ZM200 257H202V255L200 256ZM1 258V257H0ZM44 258V257H43ZM63 258V257H62ZM68 258V257H67ZM115 258H118V256H116ZM128 258V257H127ZM126 258V259H127ZM145 259H146V257H144ZM151 258V259H152ZM162 258H161V262H160V258L158 259H156L155 257L153 258V260H152V262L156 259L157 260V262L159 263V264H163V261H162ZM169 258V259H168ZM170 258H171V256L170 257H167L166 259H168V262L166 261V263L167 264H170L171 263V261H170ZM82 259V258H81ZM110 259V258H109ZM186 259V258H185ZM1 260V259H0ZM41 260H44V259H41ZM50 260V259H49ZM53 260H51V263H52V261ZM68 260H72V259H69L68 258ZM83 260V259H82ZM86 260H88L87 258L85 259V261ZM165 260V259H164ZM176 260V259H175ZM73 261V260H72ZM72 261H71V263H72ZM75 261H76V259H75ZM84 261V260H83ZM104 261V260H103ZM117 262H119V260H116ZM151 261V260H150ZM170 261V262H169ZM178 261H179V259H178ZM177 261V262H178ZM2 262V261H1ZM38 262V261H37ZM70 262V261H69ZM152 262H150V263H152ZM176 262V263H177ZM47 264H49V261L48 262H46ZM45 263V264H46ZM50 263V264H51ZM80 263H82V262H80ZM106 263V262H105ZM154 263H156V262H154ZM153 263V264H154ZM157 263V264H158ZM7 264V263H6ZM41 264V263H40ZM54 264H56V263H54ZM67 264V263H66ZM69 264V263H68ZM77 264V263H76ZM92 264H93V262H92ZM111 264V263H110ZM119 264H121V263H119ZM122 264H124L123 262H122ZM165 264V263H164Z\"/></svg>",
	"mask_w": 264,
	"mask_h": 264
},
{
	"label": "built area",
	"instance_id": "obj_3",
	"mask_svg": "<svg viewBox=\"0 0 264 264\" xmlns=\"http://www.w3.org/2000/svg\"><path fill=\"white\" fill-rule=\"evenodd\" d=\"M55 73L41 76L37 83V93L41 99L49 98L54 90ZM45 121L50 120V115L44 116ZM22 168L16 161H0V222L11 220L15 213V201L21 196L32 198L37 196L41 187L36 181L22 182ZM147 235L154 238L157 230L149 225Z\"/></svg>",
	"mask_w": 264,
	"mask_h": 264
},
{
	"label": "crops",
	"instance_id": "obj_4",
	"mask_svg": "<svg viewBox=\"0 0 264 264\" xmlns=\"http://www.w3.org/2000/svg\"><path fill=\"white\" fill-rule=\"evenodd\" d=\"M5 135H1L2 138H4V141L2 143H0V161H14V158H17L16 152H13V150L10 148V150L8 151V149L6 148L7 144L5 143ZM12 145V143H11ZM14 229V228H13ZM7 231V226L2 227L0 225V241L1 243L4 242V240L7 238V234H4ZM3 238V239H2ZM1 252H0V256H1ZM8 252L4 251V257L1 258L0 260V264H13L11 262L7 261V256ZM2 261V262H1Z\"/></svg>",
	"mask_w": 264,
	"mask_h": 264
}]
</instances>
